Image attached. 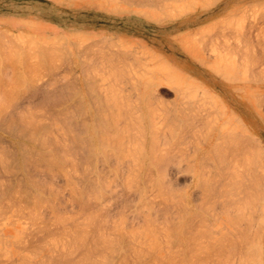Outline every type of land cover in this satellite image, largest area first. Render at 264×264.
<instances>
[{"label":"rangeland","instance_id":"obj_1","mask_svg":"<svg viewBox=\"0 0 264 264\" xmlns=\"http://www.w3.org/2000/svg\"><path fill=\"white\" fill-rule=\"evenodd\" d=\"M187 2H188V4H187ZM230 21H232V22H230ZM227 23H228V25H227ZM230 23H231V27H230ZM232 26H233V28H232ZM225 28H227L228 31H227V29L225 30ZM224 35H225V37H224ZM233 37H234V39H233ZM229 39H230V41H229ZM222 41L224 42V44ZM227 43L230 44L231 46L229 47V45ZM226 44L228 46H226ZM238 44L240 47L238 46ZM224 45H225V47H223ZM211 48L214 50L211 51ZM243 49H244V51H243ZM229 51H232V52H229ZM222 52H223V54H222ZM45 53H47V54L45 55ZM219 53L222 56L226 55L227 58H225V57L221 58ZM44 55H45V58H44ZM218 56L221 59L220 58L218 59ZM243 56H244V58H243ZM231 57H232V59H231ZM224 58L227 60H225ZM215 59L217 62L215 61ZM53 60H55V61H53ZM221 60H224V61H221ZM230 60H232L233 62ZM23 61H24V63H23ZM204 61L208 65L204 64L205 63ZM219 61H221V65L218 64ZM237 61H238V63H236ZM17 62H20V63H17ZM214 62H216L215 64H217L218 66L215 65ZM227 62H229V63L227 64ZM21 63H23V64H21ZM241 63H242V65H241ZM29 65L31 66V68H33V67L34 68L30 70ZM232 65L234 66V68L232 67ZM222 66H223L225 71L222 69ZM142 67H143V69H142ZM153 67H155V69L157 67V69L155 70ZM185 67H187V68L189 67V69H192V71H190V70H189L190 72L187 71ZM226 67H227V69H226ZM229 67H230V69H229ZM160 68L162 71L160 70ZM166 68H168V70L171 71V76H169L170 75L169 71H167ZM169 68H172V69H169ZM212 68L214 70H216L217 72L214 71ZM149 69L152 71H150ZM155 71H156V73H155ZM141 72H143V74ZM174 72H175V74L172 75V73H174ZM145 73H147V74H145ZM150 73H152L153 77L149 76ZM166 73H168V74H166ZM217 73L218 74L220 73L221 75L219 74L220 75L219 76ZM239 73H241V74L239 75ZM18 74L25 75V79H28V81L25 80V82L23 81L24 84H19L20 78L22 77V75H18ZM177 74H179V75H177ZM225 74H226V76H225ZM3 75H5V76H3ZM174 75H176V77ZM227 75L228 76L231 75L232 77L230 76V78H229ZM2 76L4 78H1ZM30 76L31 77L33 76L32 77L33 81H32V78H30ZM142 76H144V77L142 78ZM186 76H189L190 78L189 77L188 78L190 80ZM221 76H223L224 78H222ZM7 77L9 80L7 79ZM11 77H12V80H15L14 82H16V83L11 81ZM166 77H169V79ZM225 77H226V81H225ZM173 78L176 80L177 83H178V80L181 79L179 81L180 83H178V84H181V87L176 84V82ZM152 79H153L154 83L152 82ZM171 79H173V80H171ZM191 79H193V81H191ZM22 80H24L23 77H22ZM8 81L14 83V86L11 83H9ZM171 81H172V83H171ZM194 81L196 84L200 83L199 86L194 84ZM196 81H199V83ZM7 82H8V84H7ZM146 82H148V83H146ZM5 83L11 89L9 87H7L5 85ZM185 83H186V85H185ZM0 84H1L0 85V89H1L0 94L4 92V93H6L5 97H7V96L9 97V95L12 92L14 95L16 93V96H18L17 98H15L16 99L15 100L14 98H11L14 95L13 94H11L12 96L10 95L11 96L10 98L13 100V102H15V104L13 102H11L12 100H10V102H11L10 104H12V103L13 104L9 107L7 106V108H5V106L3 104H7V102H8L7 98L8 97L5 98L7 100V102H6V101L2 100L3 98H1V96L3 97L5 94H1V96H0V102H1L0 108L4 107L3 109L5 110V111L2 110V108L0 110V155H2L1 156L2 159H0V161H1L0 162V188L2 189V190L0 189V191H2V192H0V197H1L0 198L1 199L0 200V202H1V205H0V250H1V252L4 250H5V252H7L6 250H10V251H8V253L6 254L5 257L1 258L0 264H23L25 261L26 262L24 264H27V262L29 264V261L31 262L32 258H34L33 264H35V263L36 264H51V263L57 264L56 260H58V263H60V264H64V263L66 264L65 259L67 260V259H69V257H70V261H69L70 263H68V264H79L80 263L79 261H81L80 264H82V262L84 264V261H82V258L84 257V254H85L84 252H86L87 249L86 248L84 249V247L81 246V242H79V244H78V240H76L75 236H76V234L79 235L80 233H83L84 230L85 231L90 230L91 232L90 233L88 232L89 235L86 231L87 234L85 236L87 237V235H88L87 241H90L89 243L94 244V242L92 243L93 236L95 235L93 230L95 227L96 228L99 227L98 224H97V226H92L89 221H87L89 223H87L85 221L86 218L88 220L90 218L89 216H88L89 218L88 217L85 218V216L88 214H90L91 217H92V215L95 216L94 220L97 218L96 221H94V222H96V223L100 222V225L102 222V225H104V227L106 226L104 228V230H103L102 225L100 226V228H102L101 230L103 231L104 234L109 233L110 236L112 234V237L116 236L117 241L114 240V242H115V243L113 242L114 244L120 245L121 243H123V245L125 244L124 245L125 247L127 246V250H126V248H124L127 252L124 249H122L119 252L116 251V253H118V254H116L115 252H114L115 254H113V250L111 251L112 248H110L111 246H109L108 244H107L108 245L107 246L101 242V244H103V245L99 246L98 252L105 249L106 246H107V248H110L109 249L110 251L109 250L107 251L106 249L104 250L105 252L102 251V253H104V255L101 253L103 255V257L104 256L108 257L110 255L109 256L110 258L108 257L110 260L108 263L106 262L107 264H109V263L110 264H118V262L120 264V263H122L120 259L123 257L124 254L127 257V256H129V254L131 252L132 253L134 252V251H132V250H134V249H132V247L135 246V242H136L134 240V237H135L134 234L135 233L132 234V236H133L132 237L130 234V232H131L130 230L136 229V227L131 228V226H132L131 224H133L134 226H138L137 228H140V229L142 227L141 230H143L145 228V227H143L145 225V222H144L145 219H142V218L151 217L150 218V224L151 225H152V222L154 220H156V222H154V223H157L158 225L164 224L165 228H166V226L168 228H170L169 226L172 225L170 229L174 230V231L171 230L172 231L171 237H173V239L170 237L171 239H169V240L170 241L173 240V242L170 245L172 246V248L177 247V249H179L180 248L178 245L179 242L177 240L180 239V237L178 236V234H176V232H178L179 230L174 229L175 228L174 224L178 223L177 218L180 217L179 214L182 216V214L185 212L184 213L185 216L183 215L184 217L190 218L192 216V219H194L192 221V223L195 224L194 228L195 227H199V228H196V229L193 228L191 230L193 232L189 233L190 234L189 236L190 237L192 236V239H193V237L196 238V240L193 239V241L195 240V242H199L201 238L198 239V236H197L198 232L197 231H199V230H197V229L201 228V226H199V224L204 219H205V221L208 219L207 224L208 223H212V224L215 223L217 226V227L216 226L215 227L220 229L221 231L226 232V230L229 228H230L229 230H234L233 221L236 222L238 220L234 216L237 217L238 214H241V212L236 213V211H235V209L239 208V205L236 206L237 208H235V206L233 208V206H229V205H232L233 203H234L233 205H237L236 200H237L238 196L243 195L242 196V198H243L246 195V192H244L245 186H243L244 185L243 179H241L243 182L240 181V185L243 184L242 185L243 187H241V189H240V185H238V184H237V187H235V188H238V189H236V190H238V194L236 193L237 191L234 189L235 194L237 196L234 195V196H232V199H231L229 192H232L233 190L228 191L229 194H227V190L231 189V187L233 186L232 184H230L231 180L234 179L236 181V179H238V178H233V175L231 176V173L229 174V172H230V170L233 172V170H234L233 165H235V164L238 166L239 169H241V167H240L242 164L241 161L238 163L237 158L236 159H234V157L230 158L229 160L234 159L237 162L232 161L235 164H233V165L230 164L231 166L229 165V163H227L229 166V168H227L228 172L225 169L226 171L223 173L225 176L223 177V174L221 172L222 171L221 164H219V160H218L219 159V157H218L219 145H217L218 146L217 147L216 144L214 143V141L215 142L217 140L219 141V139H218L219 134L217 135V139H216L215 138L216 132L214 129H216L215 127L218 126L217 125L218 123H221L219 121L223 122V120H225V118H226V116L223 117V114H225V113H224V111H223V113L220 112L221 108L218 105V103H219L218 98H219V95L221 94V91H219L220 89H222V90L227 89L228 98L226 99V101L232 102L230 104V106L232 108H234V105H235L234 103L241 102L243 104V102H244L246 104L247 108L249 107L248 109H250V111L255 115L256 119L259 121V125L257 128L258 131L256 133L252 129H251L252 132L250 130H248L251 132V135L252 134H254V136L256 135L255 136L256 138H255V137H253V135L251 136L249 133V138H251L252 140L256 139L255 140V142H256L255 146L256 147L257 146L263 147V151H264V0H0ZM15 84H17L18 87ZM187 84H189V85H187ZM182 85H183V87H182ZM3 86H4V88H3ZM15 86H16V88H15ZM25 86H26V88H25ZM29 86H31V87H29ZM187 86H189V87H187ZM13 88H15L17 90H15ZM19 88H21V90L23 89L22 92H21V90H19ZM203 88L208 89L209 92L207 90L205 91ZM181 89L184 91H182ZM2 90H3V92H2ZM6 90H7V92H6ZM13 90L15 92H13ZM179 90L182 91V92L180 91V94H179ZM194 90H197L198 93ZM18 91L21 93L17 94ZM206 92H207V94H206ZM7 93H8V95H7ZM123 95H124V97H123ZM144 95H146L147 98ZM62 96H64V97H62ZM198 96H199V98H198ZM202 96H203V98H202ZM141 97H142V99H141ZM150 97H151V99H150ZM212 97L216 98L215 99L216 101ZM124 98H126V99H124ZM143 98H146L145 101ZM199 99H200V101H199ZM127 101L129 103H127ZM123 102H125V103H123ZM199 102H201V103H199ZM216 102H218V103H216ZM198 103H199V105H198ZM249 103H251V104H249ZM121 104H122V107H124V108H122L120 106ZM252 104H253V106H252ZM156 105H157V107H156ZM216 105H217V107H216ZM203 106H205V107H203ZM64 107H65V109H64ZM188 107H189V109H188ZM121 108L123 109V111ZM73 109H74V111H72ZM190 109H192L193 111ZM148 111H150V112H148ZM126 112H127V114H126ZM25 113H26V115H25ZM43 113H46V114H43ZM129 113H130V116H129ZM188 113L190 114V116ZM16 114H18V116H16ZM83 114H86V115H83ZM104 114H105V116H104L105 118L103 117ZM111 114H113V115H111ZM209 114H210V116H209ZM220 114H222V117ZM30 115H32V117H34V118H32V120L34 119L37 121L33 126H29V128H27V129H29L30 131L32 130V133L34 132L33 133L34 136L37 137L36 140H35V137L33 136L32 133H30V135H29L28 132H30V131L25 130V131H28L25 133L24 128H23L25 125L28 127L26 119L31 118V117H29ZM52 115H54V117ZM78 115H79V117H78ZM203 115H205V116L203 117ZM10 116H15L16 118L15 117L12 118ZM56 116H57V118H56ZM60 116H61V118H60ZM73 116H74V118L72 120ZM82 116H84V117H82ZM109 116H111V117H109ZM18 117L20 120H16V121L24 123V126H21V124H20V126L23 128V130L20 126H18L19 124L13 125L12 128L10 127L12 124L16 123V122H14V119H17ZM122 117H125V118H122ZM192 117H194V118H192ZM41 118L44 120V122L41 120ZM66 118H69L71 123H70L69 119H66ZM113 118L115 121L112 120ZM186 118H188V121H186L187 120ZM215 118L217 120H215ZM219 118H222V119H219ZM8 119L12 120V121H9ZM45 119H46V121H45ZM65 119H66V122H65ZM152 119H153V121H152ZM162 119H163V121H162ZM49 120L51 121V123ZM148 120H149V122H148ZM212 120L215 122H213ZM226 120H227V118H226ZM55 121H57V122H55ZM62 121L65 123H63ZM137 121H138V124H137ZM217 121H218V123H217ZM39 122H40V124H39ZM209 122L212 126L217 123L216 124L217 126L212 127V128H214L213 129L214 133H212V135H211L212 138L210 137L209 139H207V137L210 136L209 133L212 131V128L209 131L208 126H206V124L209 125ZM67 123H69V125ZM121 123H123V124H121ZM129 123H130V125H129ZM203 123L204 124L206 123V124L204 125ZM41 124L43 126H48V127L43 128V126ZM90 124L94 125V126H91ZM59 125H60V128H59ZM71 125L74 127H70ZM83 125H84V127H82ZM86 125L89 126V128H92L93 130L95 129V131L91 132L92 129H85L84 130V128H86L85 127ZM103 125H104V127H103ZM183 125L185 127H183ZM191 125H192V127H190ZM211 125H209V126L211 127ZM225 125L227 127H228V125H231V127L234 125L236 126V124H234V122H230L229 124H223L222 123L221 126H222V128H224V130L225 129L229 130L228 128L225 127ZM238 125L239 124H237V126ZM16 126H18L19 129L16 128ZM26 126H25V129H26ZM65 126H67V127H65ZM105 126L106 127L109 126L111 131H107V130H109L107 127L105 129L107 132H104V130L102 128H105ZM171 126H172V128H171ZM174 126L176 127V129H173ZM195 126L198 127V129ZM235 126H234V128H235ZM113 127H115V128L117 127V129H119V128L123 129L126 132L128 131L127 133H125L123 131L124 133H123V137H122V141H123L122 143H121V141H117V142H119V144L121 143V145H119V146H120V149H121V147H122V150L124 149L123 153H122V150L119 151V148H118L119 146L117 147V143H115L117 136H118V138L121 139V136H122V134L120 133L121 131L117 130L118 132L117 131L115 132V130H116L115 129L114 135L116 137H114L113 132H112ZM149 127H150V129H149ZM151 127H153V130L156 128V130L153 131ZM206 127H207L208 131L206 130ZM241 127L244 129V125L238 126V128H241ZM159 128H160V130H159ZM199 128L204 130V131L200 130ZM218 128H219V126H218ZM238 128L236 127V129H237L236 132L233 131V132H235L236 135L238 134V136H240L239 133L241 135L242 134L244 135L246 133V131H245V133H243L244 131L242 133L239 132V131H241L242 128L241 129H238ZM63 129H64V131L67 129V132H64ZM231 129H233V127ZM231 129H230V131H231ZM86 130H89L90 133L86 132V134H85L84 131H86ZM96 130L98 133L94 135L93 133H95ZM227 130H226V132H227ZM100 131H102V133ZM152 131L155 133L154 136H152L154 134V133H152ZM35 132L37 134H35ZM62 132H64V134ZM77 132L79 134V137H78ZM207 132H208V134H207ZM72 133L75 136H72ZM111 133H112V137H111ZM116 133H118V135ZM119 133L121 134V136L119 135ZM38 134H39V137L37 136ZM50 134L55 135V138H53L54 140L51 138L52 135L50 136ZM84 134H85V136H84ZM87 134L88 135L91 134L92 136L91 135L90 136L93 138H90V136L88 137ZM124 134H126V135H124ZM247 134H248V132L245 134L246 137H247ZM65 135H67V136H65ZM97 135L98 136L101 135V137H99L100 139H102L103 136L105 137L106 135H109L108 140H111V139H113V140L108 141L107 137H106V141L103 142L104 144L103 143L98 144L99 141H98ZM206 135H208V136H206ZM29 136L30 137L33 136V138L30 139ZM44 136H46V137H44ZM43 137H44V141H43ZM73 137L74 138L76 137L75 141H74ZM81 137H82V140H81ZM83 137H84V139H83ZM94 137L96 139H94ZM27 138H28V140H27ZM242 138L244 141L240 140ZM247 138L244 139V136L240 137V139L238 138L240 140V142L242 141V145L245 146V148H246V145H244L243 143H245V141H247ZM249 138H248L249 144L248 143L247 144L250 146L251 145L254 146L253 141L252 140L250 141ZM92 139H94V140H92ZM154 139H155V141H154ZM152 140L154 141L153 145L157 144L156 147H159V149H160L159 150L157 148V150H156L157 152L156 151L154 152V150L156 148L155 145L153 146L154 147L153 151L149 150L150 149L149 144ZM198 140H199V142H198ZM35 141H37V142L35 143ZM45 141H47V142H45ZM52 141L54 143H52ZM56 141H57V143H56ZM221 141H219V142H221ZM21 142H22V144H21ZM72 142L74 145L71 144ZM106 142H107V144H106ZM219 142H218V144H219ZM250 142H252V144H250ZM43 143H44V145H42ZM46 143H48L49 145ZM78 143L79 144L81 143V144L79 145ZM85 143L86 144L89 143L90 145L87 144V146H88L87 147ZM92 143H93V146H92ZM196 143L198 144L199 147L197 146ZM213 143L215 145H213ZM236 143H238L239 145L241 144V143H239V141H236ZM130 144H131V146H129ZM45 145H46V147H45ZM47 145H48V147H47ZM135 145H136V147H135L136 149H132V148H134ZM33 146H34V148H33ZM42 146L44 147L43 149H42ZM52 146H54L55 150L53 149ZM94 146H95V149L92 150L93 154L90 155L91 149ZM96 146H98V147H96ZM170 146L171 147L173 146V147L171 148ZM215 146L218 148L217 149L218 153L216 152L215 148L212 150V147H215ZM65 147H66V149L68 148L69 151L65 150ZM103 147H104V149L102 150L101 148H103ZM113 147H115L116 149ZM125 147H126V149H125ZM240 147L242 148V146H240ZM259 147H257V148L259 151H261L260 149H262V148L259 149ZM24 148H25V150H24ZM49 148H51V149H49ZM63 148H64L65 152L66 151L67 152L72 151V152L70 154L66 153L67 155H65L64 151H62ZM81 148H83V149H81ZM88 148H90V150ZM138 148H140V149L142 148L141 149L142 152ZM57 149H58V151H57ZM137 149L142 154L140 152H138ZM174 149H176V150H174ZM251 149H255V148L249 147V149H248L249 153L252 151ZM28 150L29 151L31 150V151L29 152ZM81 150H84V151H81ZM165 150L167 151L168 156H167V153ZM183 150H184V152H183ZM195 150H197V152ZM214 150L217 154L214 152ZM1 151H2V153H1ZM36 151L40 152V153H38L39 155H41L40 157L38 156ZM86 151H88L89 154ZM128 151H130L132 154ZM134 152L136 155L135 157L137 158V156H138V158H137L138 160L134 157V155H133ZM159 152L162 153V156H161V154H159ZM205 152H208V153H205ZM245 152H247V150ZM245 152H243V154ZM20 153L24 154V155L22 154L23 157H22V155H20ZM54 153L55 154H58V153L62 154L63 153V157L60 156L61 154L60 155L58 154L59 157H58V155H56L57 156L56 157ZM84 153L86 154L85 156L87 158H85V156L83 155ZM117 153H119V154H117ZM121 153L124 156H122ZM143 153L145 155H143ZM156 153H158V154H156ZM165 153H166V155H165ZM239 153L242 154V152H239ZM257 153H258V155H257ZM29 154L31 156H34V157L29 156ZM71 154H72V156H71ZM127 154H130V156H128ZM204 154L206 157H204ZM238 154H236L235 157H237ZM255 154H256L255 156H258V157L261 156V155H259V152H257V150H256ZM48 155H50V157L52 155V157L54 158V164L55 165L51 162V160H53L52 157L48 158ZM77 155H78V158L76 157ZM81 155H82V157H81ZM117 155H119V156H117ZM142 155L145 157H143ZM150 155H157V156H154V158H153V156H151V158H152L151 159ZM178 155H180V157H179L180 159L178 158ZM207 155H210V156H207ZM247 155L250 158L251 153H250V155L249 154H247ZM120 156H122L123 158ZM125 156L130 157L129 160H127L128 157H125ZM159 156L161 158H163V156H165L164 159H166L168 157V159H166V162L164 160L165 164H164L163 160H162L163 163L161 162L162 165L163 164H164V166L166 165L165 167L158 165L159 161L161 159V158L160 159L158 158ZM215 156L217 157L216 158L217 160L214 158ZM242 156L243 155H241L239 157L242 158ZM251 156L255 157L254 154ZM262 156H261V158L264 157V156L263 157ZM43 157H45L44 158L45 160L43 159ZM64 157L65 158L71 157V158L65 159L66 162H64L62 160ZM72 157L74 158V160ZM155 157H157L158 159ZM201 157L205 160V162H204V160H202L203 162L201 161ZM252 157H251V159H249L248 157L247 158L245 157V158H246V160L248 159L247 162H249V160H250L252 163H254V160H252L253 159ZM59 158H61V159H59ZM75 158H76V160H75ZM84 158L86 160L87 165L85 163V160L83 161ZM88 158H89V160H88ZM116 158H117V160H116ZM143 158H145L144 162H143ZM241 158L239 160H241ZM245 158H244V160H245ZM4 159L6 162L4 161ZM8 159H9V161H8ZM10 159H11V161H10ZM40 159H42V160H40ZM46 159L48 160V162H46L47 161ZM55 159L57 162H55ZM69 159H71V161H69ZM131 159H132V163L130 161ZM135 159L137 161H135ZM263 159L261 160L259 157V159L257 158V160H255V161L258 164L259 163L262 164V162L264 161ZM79 160H81V162ZM124 160H125V162H124ZM150 160H152V161H150ZM177 160L178 161L180 160V161L178 162ZM207 160L210 162H208ZM246 160L244 163H246ZM258 160H260V161H258ZM40 161H42V162L45 161V162L42 163ZM154 161H155V163H154ZM157 161H158V163H157ZM181 161H182V163H181ZM193 161H194V163H193ZM199 161L202 163H199ZM217 161H218V163H216ZM13 162H15L16 164L18 163V164L12 165ZM29 162H31V164H29ZM71 162H73L72 164H73L74 168H73L72 164L70 165L71 167H69V163H71ZM136 162H138V163H136ZM148 162H149V164H148ZM173 162H174V164H173ZM232 162L230 161V163H232ZM34 163H35L36 167L33 166ZM56 163L59 165L61 164L62 166L60 165L61 167L58 168V166L56 167V165H57ZM117 163H119V164H117ZM168 163H170V164H168ZM3 164H5V165H3ZM39 164L42 168H38V167H40ZM136 164L139 165L138 168H137ZM150 164L152 166L151 168H150ZM207 164L209 166H207ZM218 164L220 165V170H219ZM227 164L224 163L223 165H227ZM43 165H44V167L46 166L45 167L46 169L43 167ZM53 165H54L55 172L51 173V170L53 168L51 169L50 166L52 167ZM154 165H156L158 167H156ZM205 165L207 166V168ZM263 165H264V163H263ZM75 166H78V167H75ZM141 166H143V168ZM168 166H169V168H168ZM190 166L191 167L193 166L191 168L192 170L190 169ZM16 167H17V169H16ZM23 167H24V170H23ZM64 167H65V170H62V168L64 169ZM201 167H202V169H201ZM230 167L231 168L233 167V168L231 169ZM252 167L253 166H251L250 168H252ZM26 168H28V169H26ZM139 168H140V170H139ZM158 168L160 169V172H159ZM161 168H162V170H161ZM204 168H205V170L207 169L208 171H205L203 173ZM238 168H237V170H238ZM47 169H51V170H49L50 173L48 171H46ZM57 169L59 171L61 170L62 173L63 172L64 173L63 174L60 173L61 171L57 172ZM74 169H75L77 176H75V172L72 171ZM150 169H153V170H150ZM200 169L202 170L201 173L199 172ZM242 169H243V167H242ZM263 169H264V166H263ZM10 170H12V171H10ZM147 170H150V171H147ZM185 170H187V172ZM77 171L79 172V174H81L80 176H82L83 178L84 177H86V178H84V180L82 179L80 181L81 177L79 176ZM137 171L140 173H138ZM161 171L163 173H161ZM197 171H198V173L202 174V177L204 176L203 178L205 180L208 179V182L210 181L213 184H216L214 181L218 182L216 184V186L218 188L222 187V190H221V188L219 190L220 193L218 194V196H217L218 188L215 185L214 186H215V188H217V190H216L217 193H215V190H214V191H212V194L214 195V197L212 196V194L207 196V192L205 193V191H204L205 189L203 190L202 185L200 184V186H199V183L197 184V182H196L197 180H195L197 178V176L202 178L200 176V174L199 175L197 174V176H196ZM263 171L261 170V172H260L261 178H262V174H264V173H262ZM66 172H67V175L70 176L69 177L70 180H67L68 176L66 175ZM83 172H85V173H83ZM132 172H133V176H135V175L137 176V177L135 176L136 178L134 177V180H136L135 182L133 181ZM215 172L219 175V177L217 174H215ZM258 172H256V173H258ZM159 174H160V176H163L164 179H166L165 184H166V182L169 183L168 186L170 185V187L172 188V190H170V191H172L171 197L168 196V194L171 193V192H168V189L170 187L168 188V186H166L167 187L166 188L167 193H165L166 192L165 186H164L165 184H163L161 181V180H163V182H164V179L162 177L160 178ZM73 175H74V177H72ZM150 175H153V176H150ZM194 175L196 177H194ZM258 176H259V173H258ZM31 177H34V179ZM71 177L73 178V180H71ZM91 177L93 178L92 180L96 181L97 185L100 186V187L99 186L98 187L100 188L101 193L103 194V197L102 198L100 197L101 200H99V198L96 199L94 196H92L93 194H95L94 192L91 195L89 194L88 188L91 187L94 189V187H96V186H92V185L90 186L91 182L88 181V179L90 180ZM103 177H105V178H103ZM138 177H140V178L138 179ZM151 177L154 178L156 183H158V181H160V183L163 185V187L160 186L161 187V193H160L161 196L158 194V192L160 191L159 186H157L156 183L154 185L155 181H152L153 178L151 179ZM248 177L249 176H246V178H248ZM28 178H29V180L31 179L32 182L34 181L33 184L31 181L28 180ZM203 178H202V180H204ZM225 178L228 179L227 182H225L226 184L224 183V181H226ZM242 178H244V176H242ZM246 178L244 180H247ZM197 179H199V178H197ZM214 179H216V180H214ZM18 180L20 182L22 181L21 185H20V182H19V184L16 183ZM128 180H132L133 182L129 181L130 185H128L129 184ZM146 180H147V182H146ZM150 180H151V182H150ZM40 181H42V182H40ZM68 181H70V182H68ZM71 181L75 182L74 186L72 185L73 182H71ZM82 181H84V182H82ZM93 181H92V183H94L96 185V183ZM115 181H117V182H115ZM124 181H125V183H124ZM235 181L233 184L236 183ZM36 182H38V183H36ZM88 183H89V186H88ZM131 183L136 184V186L138 185V187H137L138 191L136 190V187ZM138 183H140V184H138ZM150 183H151V185H150ZM160 183H158V184H160ZM227 183H229L230 185ZM245 183H248V180ZM38 184H39L40 188L38 187ZM43 184H45V185H43ZM17 185L20 188L17 187V190L15 191V189H16L15 186H17ZM68 185H69V187H68ZM107 185H109V188H107L108 187ZM123 185L125 187H123ZM139 185H141V186H139ZM223 185H225L226 189L224 188ZM226 185H229L230 187L229 186L226 187ZM2 186H5L6 188L5 187L3 188ZM71 186L74 187V189L73 188L71 189ZM76 186H78V188ZM128 186H129V190H128ZM130 186H132V187L134 186L135 190L133 187L132 188L133 191H132ZM42 187H43V189L41 190ZM103 187L106 191H103L104 190ZM149 187L151 190L149 189ZM197 188H200V190ZM243 188H244V190H243ZM10 189H11V191H10ZM13 189H14V191H13ZM79 189H82L83 192L88 191L87 193L90 195L89 196L90 201L87 199V197H86L87 195L83 196V198H85V200H88L89 202H91V199H92V204H93V201H95V204H94V206L92 205V208H90L88 205L91 212H90L88 207H87V209H85L87 204H89V202L85 201L87 203H85L83 205V203L80 201V203L85 207H83L81 204H78L79 200L84 201V199L83 198L81 199L80 195H78L79 191L82 194L81 190H79ZM93 189H91V190L95 191ZM224 189H225V191L223 192ZM156 190L158 191L157 193H155ZM8 191H10V192H8ZM33 191H36L35 193L37 194L38 197L40 196L39 201L42 202V204L37 200L38 198L35 199V197H37V196ZM129 191H130V193H128ZM162 191H165V192H162ZM173 191H175V192H173ZM11 192L15 193V194H12ZM26 192H27V194H26ZM240 192H242L243 194H240ZM7 193L9 195L11 194L12 197H11V195H10V197H8L9 195H7ZM38 193H39V195H38ZM140 193H141V195L139 198ZM183 193L186 195H184ZM199 193H200V195H199ZM210 193L211 192H209V194ZM146 194H147V196H145ZM162 194H166V197L167 198L169 197L170 200L164 199L166 202L164 200L162 202V196H163ZM202 194H205L207 197L205 195H202ZM223 194L229 195L230 199L233 202L228 201L226 198L229 199V197L226 195V198H225V196ZM231 194L233 195V193H231ZM15 195H17V196L15 197ZM22 195H23V197H22ZM172 195L173 196L176 195V197L174 196V198H173ZM177 195L178 196L180 195V197H178ZM220 195L221 196L223 195L222 197L224 199L221 198L223 200L220 199L218 201L217 199H219L218 197H221ZM31 196H33L34 198ZM78 196L80 198H78ZM91 196L93 198H91ZM181 196L183 198H181ZM14 197H15V199H14ZM17 197H19L18 200L16 199ZM163 197H165V195ZM177 197L181 198L183 201H181V200L179 201V199ZM234 197H237V198L235 200H233ZM2 198H3V200H2ZM94 198L96 200H94ZM106 198H107V200H106ZM146 198H147V200L148 199L149 200L147 201ZM203 198H204V200H202ZM205 199H207V200H205ZM213 199H216V201H214V203L211 201ZM21 200L23 202H21ZM208 200H210L211 202H209ZM238 200H242L241 197ZM244 200H246V199H244ZM244 200L238 201L239 202L238 204L242 203L244 205V203H245ZM8 201H9V203L12 202L11 204L8 203L11 206L6 204ZM139 201H140V204H139ZM150 201H151V205L149 204ZM184 201L185 202L187 201L186 205H185ZM199 201H201L202 203ZM206 201H208V202L206 203ZM224 201H225V203H227L226 201H228L230 203H228V205H226L225 203H223ZM2 202H3V205H2ZM32 202H34L35 204L34 203L32 204ZM43 202H45V203H43ZM167 202H170V203H167ZM180 202L184 203L183 206H180ZM24 203H26V204H24ZM97 203H103V204H97ZM211 203H212V205H211ZM215 203H218V204H215ZM160 204H162V205L160 206ZM201 204L202 205L204 204L205 208H201V207H203ZM206 204H208V205L210 204V205L208 206ZM31 205L38 207V208H36L37 211H36L35 207L34 206L32 207ZM39 205H41V207ZM98 205H101V206L97 207ZM145 205H148V206H145ZM172 205L173 206L175 205V206L173 207ZM243 205L241 206V208L243 207ZM14 206H16V207H14ZM81 206L84 209L83 212H82L83 209L81 208ZM140 206H142V207H140ZM213 206H215V207L213 208ZM226 206H228V207H226ZM148 207H149V212L147 209ZM159 207H160V209H159ZM181 207L184 209H181ZM206 207H207L208 211H207ZM244 207H247V205L246 206L244 205ZM31 208L34 210L31 211L32 210ZM136 208L138 210H136ZM151 208L153 209L152 211H151ZM220 208H221V210H220ZM225 208H226V210H225ZM231 208L233 211L231 210ZM29 209H30V211H29ZM247 209H246V213L248 212ZM260 209H262L261 206H260ZM25 210H26V212H25ZM54 210H55V212H54ZM80 210L82 213H80ZM173 210L176 212H174ZM178 210H180V211L178 212ZM182 210H185V211L183 212ZM187 210H188V212H187ZM210 210H212V211H210ZM87 211H89V212H87ZM92 211H94V212H92ZM134 211H136V212L134 213ZM168 211L170 212L171 216H169ZM218 211H219V213H218ZM221 211L224 212L225 214L227 213L226 216L224 214H222ZM241 211H242V209H241ZM259 211L262 215H264L263 209H262V212H261V210H258V211L256 210L255 212H252V214L256 213V215H258V214H260ZM34 212H36L35 213L36 215L34 214ZM57 212L58 213L60 212L61 214L65 215V216L61 215L60 213L58 214ZM140 212H142V213L140 214ZM143 212H145V213L148 212V213L144 214ZM156 212H158V213H156ZM171 212H174L173 214H176V216H178V217L173 215ZM180 212H182V213H180ZM67 213L68 214L70 213V214L68 215ZM94 213L95 214L97 213V214L94 215ZM100 213H102V214H100ZM165 213H167V215H165ZM74 214H76V216H74ZM120 214H122V216H120ZM136 214H138V215H136ZM148 214H149V216H148ZM153 214H156V215H153ZM194 214L196 217H197V215L200 216L201 218H203L202 216H206V217H204V219H202V220L200 219L201 220L200 221L199 220L200 217H198V219L196 218L197 219L196 220ZM242 214H243V212H242ZM40 215H42V216H40ZM59 215H60V217H59ZM66 215H68V216L66 217ZM97 215H99V217H96ZM144 215H146L147 217H144ZM210 215H211V217H210ZM71 216H74V217L72 218ZM102 217H103V219H102ZM116 217H117V220H119L120 218H124V219L126 218L125 219L126 221L123 219L125 222L122 219H120L119 223L121 224V226H122V223H124L125 228L127 229V227H128V230L130 229L129 230L130 232H128V230H126V229H124V230L120 229V227H119L120 224L117 225L118 222L115 223ZM165 217H166V220L169 218V220H167V221L170 222L171 225L168 222H166L167 223V225H166ZM172 217H173V219H172ZM184 217H183V219H184ZM233 217H234V220L232 219ZM256 217L258 220L260 219V223H261V218L264 216H262L261 218H258V216H255V217L251 216V218H256ZM71 218H72V220H71ZM148 218L146 219V221L148 220ZM58 219L60 222L59 221L57 222ZM171 219H172V221H171ZM235 219H237V220L235 221ZM257 219H253V220L257 221V222L254 221V224L255 223L257 224L259 222ZM151 220H152V222H151ZM76 221H77V223L79 222L78 224L80 226L77 225ZM83 222H86V223H84V225L82 226ZM173 222H175V223H173ZM244 222H241V223L244 225ZM139 223H141V224H139ZM142 223L144 224L143 226H142ZM146 223H147L146 225L149 224L148 221ZM154 223H153V225H155ZM56 224L57 225L59 224V225L57 226ZM85 224H87V225L90 224L91 226L88 225V227H86L87 225L85 226ZM115 224L122 231V234H124V236L121 237L122 240L119 239L120 238L119 233H121V231L115 228L116 227ZM157 224L155 225V228H154V226H152V229H151V225H150V227L147 228V229L151 230L149 232L147 230H143L145 232L143 235V238L141 237L142 231L141 232H139L140 230L136 231V235H137V233L138 234L140 233L141 234L140 239L142 238V240L145 241V242H143L141 240V242L145 243V245H146L143 247L149 246V244L151 243V239L156 238L158 240V238H160V236H157L158 234L161 235V238L159 240H161V242H160L161 245L164 246L163 241L165 242V240L168 239L167 237H165L168 234L166 231L167 229L164 228L165 229L163 231L165 233L164 234L162 232V230H163L162 226L161 225L157 226ZM64 225H66V227ZM203 225L206 226L204 223H203ZM208 225H210V224H208ZM236 225H238V224H235V226ZM110 226H112V227H110ZM124 226H122V227H124ZM204 226L202 227V229L205 228ZM259 226H260V224H259ZM84 227H86L88 229H85ZM160 227L162 229H161V231L159 230L160 231L159 232L158 230H156V228L160 229ZM207 227H209V226H207ZM63 228L66 230H64ZM114 228L116 230H118V233H116V231H114L115 230ZM153 228L155 229V234L152 231V230H154ZM68 230L72 234L69 233ZM110 230H112L113 232L112 231L110 232ZM194 230H196L195 231L196 234H194L195 233ZM213 230H214V232H216L213 236L217 237L218 231L217 230L215 231V229H212V231ZM229 230H227V232ZM104 231H106V232H104ZM134 231L135 230H132V232H134ZM156 231H158L159 233H156ZM16 232H18V234ZM64 232H66V234L68 233V235L70 234L71 235L70 239L72 238V240H75V242L70 240V239L69 240L65 239L67 237L69 238V236L67 235V237H66V234H64ZM92 232H93V234H92ZM127 232H128V234H126ZM151 232H153L154 236L151 234ZM115 233H116V235H115ZM58 234H60V235H58ZM62 234H63V236H62ZM73 234H75V235H73ZM107 234H106V236L105 235H103V236L107 237L108 236ZM113 234H114V236H113ZM30 235L31 236L33 235V237H32L33 241H32V238ZM129 236H131L133 238L132 241H134L133 242L134 244L131 243L132 241L130 240V238H128ZM26 237H29L30 240L33 242V243H30L29 241L25 242V243H28L27 246L25 245L27 250H25V247H23V242L28 240V238H26ZM138 237H139V235H137L136 238L138 239ZM163 237H165V238H163ZM190 237H188V235H187V238L189 240H191ZM21 238L22 239L24 238L25 240L23 239L22 244L20 245ZM34 238H35V240H34ZM45 238H47V239L45 240ZM109 239H110V237H109ZM197 239L199 241H197ZM44 240L46 241V243H44ZM65 240H68L69 242L70 241L71 242L69 243L67 241L68 242L67 243ZM169 240H166V241L170 242ZM62 241H63V243H62ZM108 241H110V240H108ZM50 243L52 245L54 244L53 247ZM75 243H77V244H75ZM110 243L111 242H109V244ZM129 243L132 245L130 246ZM4 244H6V245H4ZM61 244H63V245H61ZM71 244H73L74 246H71ZM126 244H128V245H126ZM29 245H30V247H28ZM174 245H176V247H174ZM31 246L33 247L32 249L37 252L35 255H33L35 251L31 252V249H30ZM41 246L44 248H42ZM56 246L58 247V249H54V248H57ZM22 247L24 249H22ZM39 247L42 248L43 250L39 249ZM49 247H50V250H48ZM66 247H67V249L69 248L70 250L69 249L67 250ZM100 247H102V248H100ZM195 247L196 246H193L194 249H195ZM191 248L192 247H190L189 250H193V248L192 249ZM197 248L198 247H196V250H197ZM38 249L41 250V252ZM63 249H65L63 252L67 251L66 252L67 254H68V252H70L69 253L70 255L64 254V257H65V259L63 260L64 262L59 261L63 258V256H62L63 255V253H62ZM100 249H102V250H100ZM129 249H131V252L128 251ZM73 250L75 252L76 251L77 252L74 253ZM96 252L97 251L93 252V254ZM107 252L109 254L106 255L105 253H107ZM135 252H136V248H135ZM199 252L196 255V256H198V258H196V260L202 259V258H203L202 260H204V256L206 257L207 254L206 253L202 254ZM122 253H124V254H122ZM48 254H49V256H48ZM80 254H81V258H80ZM101 254L99 253L100 256H101ZM133 254H131V256L134 259V257L137 256V253L134 257H133ZM222 254L224 255V257L228 256L227 253H219V255H222ZM8 255H9V257H8ZM22 255L25 256V260L24 259L22 260ZM44 255L48 258L41 257ZM50 255H52V257H53L52 259H51ZM99 255H96L98 260H102L103 259L102 256L100 257ZM223 255H222V257H223ZM1 256H2V254H1ZM20 256H21V261H23V262H20ZM229 256H230V254H229ZM7 257L9 258V260H7L8 259ZM28 257H30L31 260H30V258L28 259ZM93 257L95 258V255ZM99 257L101 259H99ZM118 257H120V258H118ZM130 257H127V259H129L130 260L129 263L132 264L133 259L131 260ZM43 258H45V259H43ZM97 258H96V261H98ZM208 259H209V261L204 260V264L205 263L206 264H208V263L213 264L212 260L216 259V256H214L213 259L210 256V258H208ZM232 259L233 258L230 257V260H232ZM50 260L53 262H51ZM196 260H194V261H196ZM210 260H211V262H210ZM197 261L195 263L194 262H192V263L199 264L198 262H200V261H198V262ZM220 261L219 262L221 264H223L221 259H220ZM237 261H238V259L235 260V264L237 263ZM92 262H94V260H92ZM98 262H100L99 264L104 263V262L102 263V261H98ZM88 263H86V264H88ZM94 264H98V263L95 262ZM122 264H124V263H122ZM149 264H152V262ZM237 264H239V263H237Z\"/></svg>","mask_w":264,"mask_h":264},{"label":"bare ground","instance_id":"obj_2","mask_svg":"<svg viewBox=\"0 0 264 264\" xmlns=\"http://www.w3.org/2000/svg\"><path fill=\"white\" fill-rule=\"evenodd\" d=\"M187 4H188V2H187ZM183 5H184V4H183ZM224 20H225V19H224ZM220 22H221V21H220ZM230 22H232V21H230ZM213 23H214V22H213ZM234 24H235V23H234ZM227 25H228V23H227ZM232 25H233V24H232ZM238 25H239V24H238ZM216 27H217V26H216ZM230 27H231V23H230ZM237 27H238V26H237ZM63 28H64V27H63ZM232 28H233V26H232ZM226 29H227V28H225V30H226ZM215 30H216V29H215ZM223 31H224V30H223ZM227 31H228V29H227ZM204 32H205V31H204ZM224 34H225V33H224ZM233 34H234V33H233ZM215 35H216V34H215ZM63 36H64V35H63ZM189 36H190V35H189ZM205 36H206V35H205ZM224 37H225V35H224ZM217 39H218V38H217ZM224 39H225V38H224ZM233 39H234V37H233ZM235 39H236V38H235ZM207 40H208V39H207ZM225 40H226V39H225ZM204 41H205V40H204ZM229 41H230V39H229ZM238 41H239V40H238ZM190 42H191V41H190ZM222 42H223V41H222ZM240 42H241V41H240ZM188 43H189V42H188ZM206 43H207V42H206ZM218 43H219V42H218ZM243 43H244V42H243ZM223 44H224V42H223ZM227 44H228V43H227ZM227 44H226V46H228V45H229V47L231 46L230 44H228V45H227ZM235 45H236V44H235ZM242 45H243V44H242ZM238 46H239V44H238ZM217 47H218V46H217ZM223 47H225V45H224ZM229 47H228V48H229ZM239 47H240V46H239ZM219 48H220V47H219ZM207 49H208V48H207ZM212 50H214V49L211 48V51H212ZM237 50H238V49H237ZM11 51H12V50H11ZM57 51H58V50H57ZM240 51H241V50H240ZM243 51H244V49H243ZM52 52H53V51H52ZM218 52H219V51H218ZM218 52H217V53H218ZM229 52H232V51H229ZM58 53H59V52H58ZM234 53H235V52H234ZM46 54H47V53H45V55H46ZM222 54H223V52H222ZM45 55H44V58H45ZM217 55H218V54H217ZM219 55H220V53H219ZM230 55H231V54H230ZM12 56H13V55H12ZM215 56H216V55H215ZM220 56H221V58H222V57L227 58L226 55H225V56L220 55ZM13 57H14V56H13ZM52 57H53V56H52ZM219 58H220V57L218 56V59H219ZM221 58H220V59H221ZM225 58H224V59H225ZM243 58H244V56H243ZM21 59H22V58H21ZM50 59H51V58H50ZM231 59H232V57H231ZM40 60H41V59H40ZM198 60H199V59H198ZM200 60H201V59H200ZM225 60H227V59H225ZM243 60H244V59H243ZM42 61H43V60H42ZM53 61H55V60H53ZM215 61H216V59H215ZM221 61H224V60H221ZM221 61H219L218 64L221 65ZM230 61H232V60H230ZM13 62H14V61H13ZM43 62H44V61H43ZM113 62H114V61H113ZM199 62H200V61H199ZM204 62H205V61H204ZM216 62H217V61H216ZM216 62H214V64H215ZM232 62H233V61H232ZM17 63H20V62H17ZM23 63H24V61H23ZM23 63H21V64H23ZM25 63H26V62H25ZM28 63H29V62H28ZM200 63H201V62H200ZM224 63H225V62H224ZM228 63H229V62H227V64H228ZM236 63H238V61H237ZM204 64H207V63L205 62ZM227 64H226V65H227ZM154 65H155V64H154ZM207 65H208V64H207ZM215 65H217V64H215ZM233 65H234V64H233ZM233 65H232V67L234 68L235 65H234V66H233ZM236 65H237V64H236ZM241 65H242V63H241ZM29 66H30V65H29ZM217 66H218V65H217ZM223 66H224V65H223ZM223 66H222V69L224 70ZM229 66H230V65H229ZM14 67H15V66H14ZM40 67H41V66H40ZM224 67H225V66H224ZM33 68H34V67H33ZM33 68H31V66H30V70L33 69ZM153 68L155 69V67H153ZM185 68H186L187 71H189V70L192 71V69H189V67H188V68L185 67ZM218 68H219V67H218ZM18 69H19V68H18ZM35 69H36V68H35ZM48 69H49V68H48ZM142 69H143V67H142ZM151 69H152V68H151ZM156 69H157V67H156ZM156 69H155V70H156ZM158 69H159V68H158ZM169 69H172V68H169ZM212 69H213V68H212ZM220 69H221V68H220ZM226 69H227V67H226ZM229 69H230V67H229ZM26 70H27V69H26ZM146 70H147V69H146ZM149 70H150V69H149ZM160 70H161V68H160ZM166 70L169 71L168 68H166ZM213 70H214V69H213ZM233 70H234V69H233ZM41 71H42V70H41ZM150 71H152V70H150ZM153 71H154V70H153ZM161 71H162V70H161ZM163 71H164V70H163ZM190 71H189V72H190ZM214 71H216V70H214ZM224 71H225V70H224ZM25 72H26V71H25ZM42 72H43V71H42ZM158 72H159V71H158ZM216 72H217V71H216ZM218 72H219V71H218ZM36 73H37V72H36ZM141 73L143 74V72H141ZM141 73H140V74H141ZM152 73H153V72H152ZM152 73H150L149 76L153 77V76H152ZM155 73H156V71H155ZM163 73H164V72H163ZM228 73H229V72H228ZM145 74H147V73H145ZM166 74H168V73H166ZM169 74H170L169 76H171V71H169ZM173 74H175V72L172 73V75H173ZM217 74H218V73H217ZM219 74H220V73H219ZM219 74H218V75H219ZM240 74H241V73H239V75H240ZM18 75H22V74H18ZM28 75H29V74H28ZM177 75H179V74H177ZM220 75H221V74H220ZM220 75H219V76H220ZM3 76H5V75H3ZM3 76H2L1 78H4ZM145 76H146V75H145ZM147 76H148V75H147ZM154 76H155V75H154ZM167 76H168V75H167ZM174 76L176 77V75H174ZM225 76H226V74H225ZM227 76H228V75H227ZM230 76H231V75H230ZM230 76H228V77L230 78ZM236 76H237V75H236ZM236 76H235V77H236ZM241 76H242V75H241ZM20 77H21V76H20ZM22 77H23L24 80H22ZM22 77L20 78V83H19V84H24L25 80L28 81V79H25V75H22ZM32 77H33V76H32ZM32 77L30 76V78H32ZM34 77H35V76H34ZM126 77H127V76H126ZM143 77H144V76H142V78H143ZM162 77H163V76H162ZM186 77L188 78L189 76H186ZM186 77H185V78H186ZM221 77L224 78L223 76H221ZM231 77H232V76H231ZM17 78H18V77H17ZM88 78H89V77H88ZM146 78H147V77H146ZM148 78H149V77H148ZM163 78H164V77H163ZM166 78L169 79V77H166ZM180 78H181V77H180ZM189 78H190V77H189ZM189 78H188V79H189ZM7 79H8V77H7ZM13 79H14V78H13ZM173 79H174V78H173ZM173 79H171V80H173ZM177 79H178V78H177ZM188 79H187V80H188ZM8 80H9V79H8ZM117 80H118V79H117ZM146 80H147V79H146ZM174 80H175V79H174ZM180 80H181V79L178 80V83H180V82H179ZM182 80H183V79H182ZM189 80H190V79H189ZM233 80H234V79H233ZM11 81L14 82L15 80H12V77H11ZM23 81H24V82H23ZM27 81H26V82H27ZM32 81H33V78H32ZM163 81H164V80H163ZM191 81H193V79H191ZM225 81H226V77H225ZM8 82H9V81H8ZM8 82H7V84H8ZM116 82H117V81H116ZM144 82H145V81H144ZM148 82H149V81H148ZM148 82H146V83H148ZM152 82H153V79H152ZM175 82H176V80H175ZM196 82L199 83V81H196ZM9 83H11V84L14 86V83H16V82H14V83L9 82ZM150 83H151V82H150ZM150 83H149V84H150ZM153 83H154V82H153ZM164 83H165V82H164ZM169 83H170V82H169ZM171 83H172V81H171ZM178 83L176 82V84L179 85V86L181 87V84H178ZM192 83H193V82H192ZM121 84H122V83H121ZM121 84H120V85H121ZM143 84H144V83H143ZM194 84H196L195 81H194ZM199 84H200V83H199ZM199 84H196V85L199 86ZM0 85H1V84H0ZM5 85H6V83H5ZM15 85L17 86V84H15ZM30 85H31V84H30ZM90 85H91V84H90ZM111 85H112V84H111ZM111 85H110V86H111ZM114 85H115V84H114ZM120 85H119V86H120ZM141 85H142V84H141ZM172 85H173V84H172ZM185 85H186V83H185ZM187 85H189V84H187ZM6 86H7V85H6ZM16 86H15V88H16ZM22 86H23V85H22ZM200 86H201V85H200ZM7 87H9V86H7ZM7 87H6V88H7ZM17 87H18V86H17ZM29 87H31V86H29ZM70 87H71V86H70ZM77 87H78V86H77ZM152 87H153V86H152ZM172 87H173V86H172ZM182 87H183V85H182ZM187 87H189V86H187ZM201 87H202V86H201ZM201 87H200V88H201ZM3 88H4V86H3ZM9 88H10V87H9ZM9 88H8V89H9ZM15 88H13V89H15ZM25 88H26V86H25ZM25 88H24V89H25ZM177 88H178V87H177ZM193 88H194V87H193ZM8 89H7V90H8ZM10 89H11V88H10ZM203 89H204V88H203ZM0 90H1V89H0ZM7 90H6V92H7ZM15 90H17V89H15ZM19 90H21V88H19ZM22 90H23V89H22ZM22 90H21V92H22ZM181 90H182V89H181ZM181 90H179V94H180V91H181ZM191 90H192V89H191ZM197 90H198V89H197ZM197 90H194V91L197 92ZM204 90H205V91H206V90L208 91V89H204ZM4 91H5V90H4ZM8 91H9V90H8ZM11 91H12V90H11ZM11 91H10V92H11ZM24 91H25V90H24ZM141 91H142V90H141ZM182 91H184V90H182ZM182 91H181V92H182ZM219 91H221V94L219 95V98H218V99H219V103H218V102H216V103H218L219 107L221 108L220 112L223 113V111H224V113L226 114V115L223 114V117L226 116L227 120H226V118H225V120H223V122H222V121H219V122H221V123H218V121H217L218 124H217V123H216V124L219 126V128H218V126H217L216 124L213 125V126H217V127H215L217 130L214 129V128H212L213 126L210 124V122H209V125H211V127H210L209 125L206 124V123H207L206 121H207L208 119L205 121V122H206L205 124H206V126H208L209 131H210V129L212 128V131L209 133L210 136L207 137V139H209V138L211 137L212 133H214V132H213V129H214L215 132H216V137H215V138L217 139V135L219 134V135H218V139H219V141L222 140V141H221L222 143L219 142V141L217 140V141L219 142V144H218L217 141H216L217 143L214 141V143L216 144V146L219 145V147L217 146V147L219 148V151L217 150L218 148H217L216 146H215V147H212V150L215 148V149H216V152H217V151L219 152V155H218L219 159H218V160H219V164H221V169H222L221 172H222V174H223L226 170H227V172H228V169H227V168H229V166H228L227 163H229V165H230V164L233 165V164H235V163L232 162V161L237 162V161L234 160V159L237 158V159H238V163H239L240 161H241V163H242V164L240 163V164H241V166H240L241 169H239L238 166L235 164V165H233V167H234L233 172H232L231 170H230V172H229V174L231 173V176L233 175V178H238V179H236V181H235L232 177H231V178H232L233 180H231V179L229 178V179L231 180V183H230V184H232V185L234 186V187L232 186L231 189L227 190V194L230 193L229 195L231 196V199H232V196L236 195L234 189H235V190L238 189V188H235V187H237V184L240 185V181H241V182L244 181V183H243L244 185H243V184H242V185L245 186V191H244V192H246V195H245V197H243V198H242L243 195H242V196H238V198H237V197H234V198H233V200H235V199L237 198V200H236L237 202L235 201V202L237 203V205H233L234 203H233V204L231 203L232 205H229V206H233V208H234V206H235V208H237L236 206L239 205V208L235 209V211H236V213H237V212H241V214H238L237 217L234 216L235 218L238 219V220L235 219V221L237 220L236 222L233 221V220H234V217L232 218V219H233L232 221H233V225H234V227H233L234 230H229V229H230V228H229V229H227V230H229L228 232H227V230H226V232L221 231L220 229L216 228L217 226H216L215 223H214V224H212V223H208V224H210V225H208V224H207L208 219H207L206 221H205V219H204V217H206V216H202L203 218H201V217L198 216V215H197V217H196L195 214H194L195 219H196V218L198 219V217H200L199 220H200V219H201V220L204 219V220H202V221L200 220L201 222H200L199 226H201V228H200V229H197V230H199V231H197V232H198V235H197V236H198V239L201 238L202 240L200 239V241H199V240L197 239V241H199V242H195L196 238L193 237V239H195V240L193 241L192 236H191V237L189 236V235H190L189 233H192V232H193V231H191V230H192V229L194 228V226H195V224L192 223V221H193L194 219H192V216H191L190 218L184 217V216H185V215H184V213H185L184 211H185V210H182L184 213L182 214V216L179 214L180 217L177 218L178 223L173 222V223H175V224H174V225H175V228H174V229H175V230H179L178 232H176V234H178V236L180 237V239L177 240V241L179 242V244L177 243V244L179 245V247H180V248L178 247L179 249H177V247H176L177 244L174 245V247H176V248H172V246L170 245V244H172L173 240L170 241L169 239H171V238L173 239V237H171V235H172V231H174V230H173V229H170L172 225L170 224V222L167 221V220H169V218L166 220V217H165V223L168 222V223L171 225V226H169L170 228H168L167 226H166V228H165V227H164V224H163V225L159 224V225H161L162 228H163L162 232H163L165 229H167L166 231H167L168 234H167L165 237H167L168 239H166V240H169L171 243H170V242H167L166 240H165V242L162 240L163 243H164V246H162L161 243H160L161 240H159V239L161 238V235L158 234L157 236H160V238L157 237L158 240H157L156 238H155V239H151V243L149 244V246H147V247H143V246H146L145 243H143V242H145V241L142 240L143 235H144V233H145L143 230H147L148 232L151 231V230L147 229V228H149L150 225H151V224H150V218H151V217L148 218L146 215H144V217H147V218H148L147 221H148V223H149V224H148L149 226L146 225V224H147V223H146V222H147V221H146L147 218H142V219H145V221H144V220H143V221L145 222V225H146V226L142 223V226L144 225L143 227H145V228H144L143 230H141V229H142L141 226H140V227H141V229H140V228H137L138 226H134L133 224H131V225H132V226L130 225L131 228H132V227H136V229H131V230L129 229V230L131 231V232H130V231L128 230V227H127V229L125 228V226H124L125 224H124V223H122V226H124V227L121 226V224L119 223V220H120V219L123 220L124 218H120L119 220H117V217L119 216V215H118V216L116 217V220H115L116 222H115V223L118 222L117 225L120 224V226H119L120 229H121V230H124V229L128 230V232H130L131 236H132V234L135 233V234H134V236H135V237H134V240H135L136 242H135V246L132 247V249H134V250H132V251H134V252H133L134 254L131 252V249H129L128 251H130L131 253L129 254V256H127V257H130L131 254H133V257H134V256L136 255V253H137V256H135L134 259L132 258V256L130 257L131 260L133 259L132 262H133L134 264H138V263H139V264H149V263H151V262H152V264H194L197 260L200 261V262L197 261L199 264H204V260L209 261L208 258H210V256H211L212 259L214 258V256H216V259H213V260H212L213 264H221V263H220V262H221L220 259L222 260L223 264H235V260H236V259H238L237 263H239V264H264V219H263L264 217H262V216H264V215H262V214L260 213V211H259L260 214L257 213L258 215H256V213H255V214H252V212H255L256 210H257V211H258V210H261V212H262V209H263V211H264V208H263V207H264V174H262V178H263V179L261 178V175H260V174H261V173H260L261 170H262V171L264 170V169H263V166H264L263 163H264V161L262 162V164H261V163L258 164V163L255 161V160H257V158L259 159V157H260L261 160L264 158V157H263V156H264V153H263L264 151H263V147H259V146H257V147H259V149L262 148V149H260V150L262 151V152H261V151H259L258 148L255 146V145H256V142H255L256 139H255V140H254V139L252 140L251 138H249V133H250V135H251L252 130H254V131L257 133V131H258L257 128H258V125H259V121L256 119L255 115L250 111V109H248L249 107L247 108V106H246V104H245L244 102H243V104H242L241 102L234 103V104H235V105H234V108H232V107L230 106V104H231L232 102H231V101H226V99L228 98V95H227V92H228V91H227V89H223V90L220 89ZM2 92H3V90H2ZM13 92H15V91L13 90ZM16 92H17V91H16ZM21 92L18 91L17 94H19V93H21ZM123 92H124V91H123ZM208 92H209V91H208ZM143 93H144V92H143ZM143 93H142V94H143ZM197 93H198V92H197ZM1 94H5V95L2 97ZM1 94H0V96H1V98H3L2 100L7 102V100L5 99V98L8 97V96L5 97V96H6V93L3 92V93H1ZM11 94H13V93L11 92ZM11 94H10V95H11ZM114 94H115V93H114ZM181 94H182V93H181ZM206 94H207V92H206ZM7 95H8V93H7ZM10 95H9V97L7 98V99H8L7 104H3V105L5 106V108H7V106H8V107L11 106L13 103L15 104V102H13V100H12L11 98H14V99H15V98L18 97V96H16V93H15V95L13 94V95H14L13 97H11L12 95H11V96H10ZM149 95H150V94H149ZM15 96H16V97H15ZM144 96L146 97V95H144ZM147 96H148V95H147ZM210 96H211V95H210ZM214 96H215V95H214ZM214 96H213V97H214ZM10 97H11V98H10ZM54 97H55V96H54ZM62 97H64V96H62ZM121 97H122V96H121ZM123 97H124V95H123ZM213 97H212V98H213ZM215 97H216V96H215ZM55 98H56V97H55ZM81 98H82V97H81ZM99 98H100V97H99ZM119 98H120V97H119ZM128 98H129V97H128ZM146 98H147V97H146ZM146 98H143L144 101H145ZM198 98H199V96H198ZM202 98H203V96H202ZM4 99H5V100H4ZM53 99H54V98H53ZM122 99H123V98H122ZM122 99H121V100H122ZM124 99H126V98H124ZM141 99H142V97H141ZM150 99H151V97H150ZM196 99H197V98H196ZM213 99L215 100L216 98H213ZM213 99H212V100H213ZM2 100H1V101H2ZM10 100H12V101H11V102H13L12 104H10V103H11ZM15 100H16V99H15ZM15 100H14V101H15ZM60 100H61V99H60ZM115 100H116V99H115ZM104 101H105V100H104ZM118 101H119V100H118ZM147 101H148V100H147ZM149 101H150V100H149ZM181 101H182V100H181ZM199 101H200V99H199ZM201 101H202V100H201ZM203 101H204V100H203ZM215 101H216V100H215ZM215 101H214V102H215ZM217 101H218V100H217ZM6 102H5V103H6ZM125 102H126V101H125ZM125 102H123V103H125ZM176 102H177V101H176ZM195 102H196V101H195ZM207 102H208V101H207ZM251 102H252V101H251ZM0 103H1V102H0ZM123 103H122V104H123ZM127 103H129V102L127 101ZM192 103H193V102H192ZM192 103H191V104H192ZM196 103H197V102H196ZM199 103H201V102H199ZM199 103H198V105H199ZM262 103H263V102H262ZM122 104L120 105L121 107H122ZM160 104H161V103H160ZM164 104H165V103H164ZM202 104H203V103H202ZM202 104H201V105H202ZM212 104H213V103H212ZM249 104H251V103H249ZM115 105H116V104H115ZM118 105H119V104H118ZM127 105H128V104H127ZM194 105H195V104H194ZM203 105H204V104H203ZM59 106H60V105H59ZM61 106H62V105H61ZM148 106H149V105H148ZM150 106H151V105H150ZM153 106H154V105H153ZM209 106H210V105H209ZM214 106H215V105H214ZM252 106H253V104H252ZM12 107H13V106H12ZM75 107H76V106H75ZM83 107H84V106H83ZM127 107H128V106H127ZM154 107H155V106H154ZM156 107H157V105H156ZM203 107H205V106H203ZM216 107H217V105H216ZM1 108H2V107H1ZM1 108H0V110H1ZM3 108H4V107H3ZM3 108H2V110H4ZM30 108H31V107H30ZM88 108H89V107H88ZM112 108H113V107H112ZM118 108H119V107H118ZM122 108H124V107H122ZM122 108H121V109H122ZM129 108H130V107H129ZM150 108H151V107H150ZM186 108H187V107H186ZM220 108H219V109H220ZM28 109H29V108H28ZM36 109H37V108H36ZM64 109H65V107H64ZM69 109H70V108H69ZM84 109H85V108H84ZM121 109H120V110H121ZM153 109H154V108H153ZM183 109H184V108H183ZM188 109H189V107H188ZM202 109H203V108H202ZM29 110H30V109H29ZM38 110H39V109H38ZM40 110H41V109H40ZM100 110H101V109H100ZM176 110H177V109H176ZM190 110H192V109H190ZM199 110H200V109H199ZM207 110H208V109H207ZM207 110H206V111H207ZM4 111H5V110H4ZM44 111H45V110H44ZM57 111H58V110H57ZM72 111H74V109H73ZM122 111H123V109H122ZM192 111H193V110H192ZM35 112H36V111H35ZM37 112H38V111H37ZM42 112H43V111H42ZM45 112H46V111H45ZM60 112H61V111H60ZM148 112H150V111H148ZM161 112H162V111H161ZM173 112H174V111H173ZM184 112H185V111H184ZM187 112H188V111H187ZM204 112H205V111H204ZM14 113H15V112H14ZM19 113H20V112H19ZM23 113H24V112H23ZM40 113H41V112H40ZM86 113H87V112H86ZM132 113H133V112H132ZM192 113H193V112H192ZM196 113H197V112H196ZM28 114H29V113H28ZM30 114H31V113H30ZM34 114H35V113H34ZM36 114H37V113H36ZM43 114H46V113H43ZM100 114H101V113H100ZM126 114H127V112H126ZM188 114H189V113H188ZM194 114H195V113H194ZM200 114H201V113H200ZM11 115H12V114H11ZM25 115H26V113H25ZM55 115H56V114H55ZM60 115H61V114H60ZM83 115H86V114H83ZM111 115H113V114H111ZM148 115H149V114H148ZM148 115H147V116H148ZM207 115H208V114H207ZM220 115H221V117H222V114H220ZM16 116H18V114H16ZM52 116L54 117V115H52ZM61 116H62V115H61ZM61 116H60V118H61ZM65 116H66V115H65ZM67 116H68V115H67ZM71 116H72V115H71ZM104 116H105V114L103 115V117H104ZM115 116H116V115H115ZM119 116H120V115H119ZM129 116H130V113H129ZM189 116H190V114H189ZM194 116H195V115H194ZM200 116H201V115H200ZM204 116H205V115H203V117H204ZM209 116H210V114H209ZM10 117L13 118V117H15V116H10ZM10 117H9V118H10ZM29 117H31V118L26 119V122H27V124H28V127L25 125V126H26V129H25V126H24V123H23V122L21 123V122H19V121H18V122L16 121V120H20L19 117H18L17 119H14V122H16V123L12 124L10 127L12 128V126L15 125V124H16V125L19 124L18 126H20V124H21V126H24V127H23V128H24V131H25V130L30 131V130L27 129V128H29V126H33V125L36 123L37 120H34V119L32 120V118H34V117H32V115H30ZM35 117H36V116H35ZM45 117H46V116H45ZM78 117H79V115H78ZM82 117H84V116H82ZM82 117H81V118H82ZM109 117H111V116H109ZM112 117H113V116H112ZM149 117H150V116H149ZM212 117H213V116H212ZM15 118H16V117H15ZM50 118H51V117H50ZM56 118H57V116H56ZM58 118H59V117H58ZM64 118H65V117H64ZM73 118H74V116L72 117V120H73ZM95 118H96V117H95ZM97 118H98V117H97ZM104 118H105V117H104ZM119 118H120V117H119ZM122 118H125V117H122ZM154 118H155V117H154ZM192 118H194V117H192ZM197 118H198V117H197ZM206 118H207V117H206ZM35 119H36V118H35ZM46 119H47V118H46ZM46 119H45V121H46ZM52 119H53V118H52ZM54 119H55V118H54ZM66 119H69V118H66ZM66 119H65V122H66ZM184 119H185V118H184ZM186 119H187L186 121H188V118H186ZM219 119H222V118H219ZM8 120H9V119H8ZM41 120L44 122V120H43L42 118H41ZM95 120H96V119H95ZM112 120H114V118H113ZM117 120H118V119H117ZM119 120H120V119H119ZM172 120H173V119H172ZM190 120H191V119H190ZM195 120H196V119H195ZM209 120H210V119H209ZM215 120H217V119L215 118ZM9 121H12V120H9ZM49 121H50V120H49ZM58 121H59V120H58ZM67 121H68V120H67ZM69 121H70V119H69ZM69 121H68V122H69ZM104 121H105V120H104ZM108 121H109V120H108ZM114 121H115V120H114ZM125 121H126V120H125ZM152 121H153V119H152ZM162 121H163V119H162ZM169 121H170V120H169ZM186 121H185V122H186ZM212 121H213V120H212ZM224 121H225V122H224ZM40 122H41V121H40ZM40 122H39V124H40ZM53 122H54V121H53ZM53 122H52V123H53ZM55 122H57V121H55ZM62 122H63V121H62ZM65 122H63V123H65ZM77 122H78V121H77ZM86 122H87V121H86ZM101 122H102V121H101ZM111 122H112V121H111ZM119 122H120V121H119ZM148 122H149V120H148ZM175 122H176V121H175ZM185 122H184V123H185ZM213 122H215V121H213ZM227 122H228V123H227ZM230 122H234V124H236V126L234 125L235 128H234V126H232L233 129H231V128H232L231 125H228V127L225 125V127L228 128L229 130H227V129L224 130V128H222V126H221L222 123H223V124H229ZM50 123H51V121H50ZM58 123H59V122H58ZM60 123H61V122H60ZM70 123H71V121H70ZM84 123H85V122H84ZM107 123H108V122H107ZM116 123H117V122H116ZM127 123H128V122H127ZM144 123H145V122H144ZM186 123H187V122H186ZM191 123H192V122H191ZM194 123H195V122H194ZM194 123H193V124H194ZM211 123H212V122H211ZM67 124L69 125V123H67ZM92 124H93V123H92ZM121 124H123V123H121ZM137 124H138V121H137ZM169 124H170V123H169ZM203 124H204V123H203ZM205 124H204V125H205ZM212 124H213V123H212ZM220 124H221V125H220ZM237 124H239L238 126H243V125H244V129H243L242 127H241L242 129H241V128H238ZM41 125H42V124H41ZM46 125H47V124H46ZM49 125H50V124H49ZM53 125H54V124H53ZM60 125H61V124H60ZM60 125H59V128H60ZM62 125H63V124H62ZM72 125H73V124H72ZM72 125H71L70 127H74V126H72ZM87 125H88V124H87ZM87 125L85 126L86 128H84V130H85V129H92V128H89V126H87ZM90 125H91V124H90ZM104 125H105V124H104ZM104 125H103V127H104ZM113 125H114V124H113ZM129 125H130V123H129ZM154 125H155V124H154ZM185 125H186V124H185ZM189 125H190V124H189ZM18 126H16V128L19 129ZM21 126H20V127H21ZM42 126H43V125H42ZM91 126H94V125H91ZM109 126H110V125H109ZM109 126H107L108 129H109V130H107V131H111V129L109 128ZM186 126H187V125H186ZM229 126H230L231 128H230ZM45 127H48V126H43V128H45ZM49 127H50V126H49ZM52 127H53V126H52ZM52 127H51V128H52ZM62 127H63V126H62ZM65 127H67V126H65ZM82 127H84V125H83ZM107 127L105 126V128H102V129L104 130V132H107V131L105 130ZM121 127H122V126H121ZM183 127H185V126L183 125ZM190 127H192V125H191ZM193 127H194V126H193ZM195 127H196V126H195ZM209 127H210V128H209ZM236 127H237L238 129H241V131H239V132H241V133H242L243 131H244L243 133H245V131H246V133L248 132L247 137L250 139V141H251V140L253 141V144H254L255 147H254L253 145H251V146L248 145V144H249V141H248V138L245 136L246 133H245L244 135H243V134L241 135V134L239 133L240 136H238V134H237V135L235 134V132L237 131ZM246 127H247V128H246ZM21 128H22V127H21ZM23 128H22V130H23ZM55 128H56V127H55ZM63 128H64V127H63ZM111 128H112V127H111ZM123 128H124V127H123ZM151 128H152V130H153V127H151ZM166 128H167V127H166ZM171 128H172V126H171ZM196 128L198 129V127H196ZM196 128H195V129H196ZM248 128H249V129H248ZM52 129H53V128H52ZM67 129H68V128H67ZM67 129H66L65 131H64V129H63V131H64V132H67ZM115 129H116V130H115ZM149 129H150V127H149ZM149 129H148V130H149ZM173 129H176V127L174 126ZM182 129H183V128H182ZM182 129H181V130H182ZM193 129H194V128H193ZM199 129H200V128H199ZM208 129H207V127H206V130H207V131H208ZM218 129H219V130H218ZM230 129H231V131H230ZM234 129H235V130H234ZM245 129H246V130H245ZM251 129H252V130H251ZM3 130H4V129H3ZM73 130H74V129H73ZM76 130H77V129H76ZM114 130H115V132H116L117 130H119V131H121L120 133L122 134V136H121V134L119 133V135L121 136V139L118 138V136H117V138H116V142H115V143H117V147H118V146L121 145V143L123 142V141H122L123 133H124V132L127 133L128 131L126 132V131H124L123 129H120V128L117 129V127H116V128L113 127V131H112V132H113V136H114V137H116V136L114 135V134H115V133H114ZM126 130H127V129H126ZM143 130H144V129H143ZM146 130H147V129H146ZM154 130H156V128H155ZM154 130H153V131H154ZM159 130H160V128H159ZM166 130H167V129H166ZM200 130H202V129H200ZM226 130H227V132H226ZM248 130H250L251 132L248 131ZM13 131H14V130H13ZM28 131H25V133L28 132ZM93 131H95V129H94V130L92 129L91 132H93ZM123 131H124V132H123ZM130 131H131V130H130ZM153 131H152V133H154ZM176 131H177V130H176ZM192 131H193V130H192ZM202 131H204V130H202ZM233 131H235V132H233ZM46 132H47V131H46ZM64 132H62V133L64 134ZM73 132H74V131H73ZM75 132H76V131H75ZM86 132H87V133H90L89 130L84 131L85 134H86ZM100 132L102 133V131H100ZM117 132H118V131H117ZM196 132H197V131H196ZM200 132H201V131H200ZM28 133H29V135H30V133H32V130H31L30 132H28ZM33 133H34V132H33ZM33 133H32V134H33ZM97 133H98V132H97V130H96V132L93 133V134L95 135V134H97ZM140 133H141V132H140ZM152 133H151V134H152ZM175 133H176V132H175ZM193 133H194V132H193ZM197 133H198V132H197ZM237 133H238V132H237ZM32 134H31V135H32ZM35 134H37V133L35 132ZM63 134H62V135H63ZM66 134H67V133H66ZM75 134H76V133H75ZM77 134H78V132H77ZM85 134H84V136H85ZM99 134H100V133H99ZM116 134L118 135V133H116ZM142 134H143V133H142ZM151 134H150V135H151ZM181 134H182V133H181ZM200 134H201V133H200ZM202 134H203V133H202ZM207 134H208V132H207ZM10 135H11V134H10ZM51 135H52V134H50V136H51ZM90 135H91V134H89V135L87 134L88 137H89ZM94 135H93V136H94ZM124 135H126V134H124ZM150 135H149V136H150ZM154 135H155V133H154L152 136H154ZM182 135H183V134H182ZM204 135H205V134H204ZM235 135H236L237 137H236ZM252 135H253V137L256 136V135L254 136V134H252ZM252 135H251V136H252ZM21 136H22V135H21ZM26 136H27V135H26ZM26 136H25V137H26ZM33 136H34V134H33ZM33 136H31V137L29 136L30 139L33 138ZM37 136L39 137V134H38ZM42 136H43V135H42ZM65 136H67V135H65ZM65 136H64V137H65ZM72 136H75V135H73V133H72ZM91 136H92V135H91ZM91 136H90V138H93V137H91ZM97 136H98V135H97ZM102 136H103V135H102ZM186 136H187V135H186ZM206 136H208V135H206ZM242 136H244V139L247 138V141H245V143H243L244 145H246V148H245V146L242 145V141L240 142V140H243V138L240 139V137H242ZM19 137H20V136H19ZM25 137H24V138H25ZM29 137H28V138H29ZM34 137H35V140H36L37 137H36V136H34ZM44 137H46V136H44ZM44 137H43V141H44ZM70 137H71V136H70ZM78 137H79V134H78ZM88 137H87V138H88ZM99 137H101V135L98 136V141H99V143L97 142L98 144H101V143L105 142V141H106V137H107V140L109 139V135H106L105 137L103 136L102 139H100ZM111 137H112V133H111ZM111 137H110V138H111ZM114 137H113V138H114ZM125 137H126V136H125ZM253 137H252V138H253ZM28 138H27V140H28ZM51 138H52V139L55 138V135H52ZM66 138H67V137H66ZM75 138H76V137H75ZM75 138L73 137L74 141L76 140ZM153 138H154V137H153ZM211 138H212V137H211ZM238 138H239L240 140H239ZM255 138H256V137H255ZM25 139H26V138H25ZM38 139H39V138H38ZM67 139H68V138H67ZM83 139H84V137H83ZM94 139H96V138L94 137ZM94 139H92V140H94ZM99 139H100V140H99ZM117 139H118V140H117ZM159 139H160V138H159ZM200 139H201V138H200ZM33 140H34V139H33ZM33 140H32V141H33ZM53 140H54V139H53ZM71 140H72V139H71ZM81 140H82V137H81ZM112 140H113V139L108 140V141H112ZM125 140H126V139H125ZM143 140H144V139H143ZM203 140H204V139H203ZM40 141H41V140H40ZM43 141H42V142H43ZM68 141H69V140H68ZM74 141H73V142H74ZM100 141H101V142H100ZM117 141H121V143L119 144V142H117ZM154 141H155V139H154ZM154 141L152 140V141H151L152 143L150 142V144H149V145H150V146H149V148H150L149 150H151V151H153V148H154L153 146L155 145V144L153 145V142H154ZM156 141H157V140H156ZM236 141H239V143H241V144L239 145L238 143H236ZM243 141H244V140H243ZM36 142H37V141H35V143H36ZM38 142H39V141H38ZM45 142H47V141H45ZM69 142H70V141H69ZM73 142H72L71 144H73ZM76 142H77V141H76ZM76 142H75V143H76ZM78 142H79V141H78ZM198 142H199V140H198ZM257 142H258V141H257ZM260 142H261V141H260ZM39 143H40V142H39ZM52 143H54V142L52 141ZM56 143H57V141H56ZM111 143H112V142H111ZM129 143H130V142H129ZM214 143H213V145H215ZM247 143H248V144H247ZM258 143H259V142H258ZM19 144H20V143H19ZM21 144H22V142H21ZM23 144H24V143H23ZM46 144H48V143H46ZM78 144H79V143H78ZM80 144H81V143H80ZM80 144H79V145H80ZM85 144H86V143H85ZM87 144H89V143H87ZM87 144H86V146H87ZM103 144H104V143H103ZM106 144H107V142H106ZM196 144H197V143H196ZM224 144H225V145H224ZM250 144H252V142H250ZM42 145H44V143H43ZM48 145H49V144H48ZM48 145H47V147H48ZM73 145H74V144H73ZM89 145H90V144H89ZM109 145H110V144H109ZM115 145H116V144H115ZM177 145H178V144H177ZM261 145H262V144H261ZM26 146H27V145H26ZM54 146H55V145H54ZM54 146H52V147H53V149L55 150ZM59 146H60V145H59ZM83 146H84V145H83ZM92 146H93V143H92ZM98 146H99V145H98ZM98 146H96V147H98ZM122 146H123V145H122ZM129 146H131V144H130ZM132 146H133V145H132ZM142 146H143V145H142ZM151 146H152V147H151ZM156 146H157V144L155 145V147H156ZM158 146H159V145H158ZM197 146H198V144H197ZM240 146H242V148H241ZM248 146H249L250 148H255V149H251V150L253 151V152H252V151L250 152L251 155L254 154V156H255V155H256L255 152H256V150H257V152H259V155H261V156L263 155V156H262L263 158H261V156H259V157H258V156H255L256 158H255V157H252V156L250 155L249 151H248V149H249ZM4 147H5V146H4ZM23 147H24V146H23ZM45 147H46V145H45ZM81 147H82V146H81ZM84 147H85V146H84ZM87 147H88V146H87ZM89 147H90V146H89ZM115 147H116V146H115ZM115 147H113V148H115ZM135 147H136V145H135L134 148H132V149H136ZM140 147H141V146H140ZM170 147H171V146H170ZM172 147H173V146H172ZM172 147H171V148H172ZM198 147H199V146H198ZM247 147H248V148H247ZM2 148H3V147H2ZM25 148H26V147H25ZM25 148H24V150H25ZM28 148H29V147H28ZM28 148H27V149H28ZM33 148H34V146H33ZM43 148H44V147L42 146V149H43ZM105 148H106V147H105ZM118 148H119V151L122 150V147H121V149H120V146H119ZM123 148H124V147H123ZM157 148L159 149V147H156L155 150H154V152L157 150ZM160 148H161V147H160ZM162 148H163V147H162ZM7 149H8V148H7ZM49 149H51V148H49ZM53 149H52V150H53ZM81 149H83V148H81ZM88 149L90 150V148H88ZM94 149H95V146L92 147V149H91V154H90V155L93 154V153H92V150H94ZM101 149L103 150L104 147L101 148ZM115 149H116V148H115ZM115 149H114V150H115ZM125 149H126V147H125ZM138 149H140V148H138ZM138 149H137V151H138ZM141 149H142V148H141ZM141 149H140V151H141ZM169 149H170V148H169ZM14 150H15V149H14ZM31 150H32V149H31ZM31 150H30V151H31ZM34 150H35V149H34ZM65 150L69 151L68 148L66 149V147H65ZM86 150H87V149H86ZM129 150H130V149H129ZM159 150H160V149H159ZM163 150H164V149H163ZM170 150H171V149H170ZM174 150H176V149H174ZM246 150H247V152H245ZM28 151H29V150H28ZM30 151H29V152H30ZM46 151H47V150H46ZM48 151H49V150H48ZM57 151H58V149H57ZM57 151H56V152H57ZM62 151H64V148H63ZM67 151H66V152L64 151L65 155H67L66 153L70 154V153L72 152V151H71V152H67ZM81 151H84V150H81ZM105 151H106V150H105ZM116 151H117V150H116ZM123 151H124V149L122 150V153H123ZM126 151H127V150H126ZM137 151H136V152H137ZM140 151H138V152H140ZM146 151H147V150H146ZM146 151H145V152H146ZM165 151H166V150H165ZM168 151H169V150H168ZM180 151H181V150H180ZM195 151L197 152V150H195ZM210 151H211V150H210ZM3 152H4V151H3ZM19 152H20V151H19ZM36 152H37V154L40 153V152H38V151H36ZM44 152H45V151H44ZM44 152H43V153H44ZM49 152H50V151H49ZM49 152H48V153H49ZM86 152L88 153V151H86ZM128 152H130V151H128ZM132 152H133V151H132ZM141 152H142V151H141ZM141 152H140V153H141ZM143 152H144V151H143ZM156 152H157V151H156ZM183 152H184V150H183ZM214 152H215V150H214ZM214 152H213V153H214ZM216 152H215V153H216ZM218 152H217V153H218ZM239 152H242V154L239 153ZM243 152H245L246 154L244 153V154H245V155H244ZM1 153H2V151H1ZM45 153H46V152H45ZM45 153H44V154H45ZM94 153H95V152H94ZM106 153H107V152H106ZM122 153H121V155H122ZM124 153H125V152H124ZM126 153H127V152H126ZM130 153H131V152H130ZM140 153H139V154H140ZM150 153H151V152H150ZM166 153H167V151H166ZM166 153H165V155H166ZM205 153H208V152H205ZM217 153H216V154H217ZM238 153H239L240 155H239ZM252 153H253V154H252ZM260 153H261V154H260ZM4 154H5V153H4ZM4 154H3V155H4ZM22 154H23V153H22ZM22 154L20 153V155H22ZM44 154H43V155H44ZM49 154H50V153H49ZM54 154H55V153H54ZM58 154L60 155L61 153H58ZM58 154H55V156L58 155ZM76 154H77V153H76ZM81 154H82V153H81ZM88 154H89V153H88ZM104 154H105V153H104ZM117 154H119V153H117ZM131 154H132V153H131ZM141 154H142V153H141ZM156 154H158V153H156ZM159 154H161V156H162V153L159 152ZM236 154H238L239 156L243 155L244 157L242 156V158H241V157H239L238 155H237V157H235ZM247 154L250 155V158H249V156H248ZM12 155H13V154H12ZM23 155H24V154H23ZM23 155H22V157H23ZM34 155H35V154H34ZM45 155H46V154H45ZM45 155H44V156H45ZM59 155H58V157H59ZM83 155L85 156L86 154L84 153ZM98 155H99V154H98ZM127 155L130 156V154H127ZM133 155H134V157L136 156V155H135V152H134ZM143 155H145V154L143 153ZM143 155H142V156H143ZM171 155H172V154H171ZM183 155H184V154H183ZM185 155H186V154H185ZM230 155H231V156H230ZM257 155H258V153H257ZM1 156H2V155H0V159H2ZM8 156H9V155H8ZM29 156H31V155L29 154ZM38 156L40 157L41 155L38 154ZM60 156L63 157V153H62ZM69 156H70V155H69ZM71 156H72V154H71ZM108 156H109V155H108ZM111 156H112V155H111ZM114 156H115V155H114ZM117 156H119V155H117ZM122 156H124V155H122ZM122 156H120V157H122ZM128 156H125V157H128ZM151 156H153V158H154V156H157V155H150V158H151ZM167 156H168V153H167ZM207 156H210V155H207ZM25 157H26V156H25ZM31 157H34V156H31ZM39 157H38V158H39ZM46 157H47V156H46ZM49 157H50V155H48V158H49ZM51 157H52V155H51ZM51 157H50V158H51ZM56 157H57V156H56ZM76 157L78 158V155H77ZM79 157H80V156H79ZM81 157H82V155H81ZM125 157H124V158H125ZM143 157H145V156H143ZM164 157H165V156H163V158H161L160 156L158 157L159 159L161 158L160 161H159V164H158L159 166H162V167H163L164 164H165V162H166V159H168V157H167L166 159H164ZM179 157H180V155H178V158H179ZM204 157H206L205 154H204ZM232 157H234V159L229 160V159L232 158ZM245 157H246V158L248 157L249 159H251V157H252V158H253L252 160H254V163H252L250 160H249V162H247L248 159L246 160ZM9 158H10V157H9ZM35 158H36V157H35ZM44 158H45V157H43V159H44ZM67 158H71V157H66V158L64 157L62 160H63L64 162H66L65 159H67ZM72 158H73V157H72ZM85 158H87V157L85 156ZM85 158L83 159V161L85 160ZM90 158H91V157H90ZM122 158H123V157H122ZM129 158H130V157H128L127 160H129ZM135 158H136V157H135ZM137 158H138V156H137ZM137 158H136V159H137ZM155 158H157V157H155ZM158 158H157V159H158ZM183 158H184V157H183ZM214 158L216 159L217 157L215 156ZM240 158H241V160H239ZM244 158H245V160H246V163H244V162H245ZM36 159H37V158H36ZM52 159H53V160H51V159H50V160H51V162L54 164V158L52 157ZM59 159H61V158H59ZM107 159H108V158H107ZM107 159H106V160H107ZM118 159H119V158H118ZM136 159H135V161L138 160V159H137V160H136ZM144 159H145V158H143V162H144ZM151 159H152V158H151ZM170 159H171V158H170ZM179 159H180V158H179ZM208 159H209V158H208ZM40 160H42V159H40ZM44 160H45V159H44ZM46 160H47V159H46ZM73 160H74V158H73ZM73 160H72V161H73ZM75 160H76V158H75ZM88 160H89V158H88ZM116 160H117V158H116ZM120 160H121V159H120ZM127 160H126V161H127ZM162 160H163V162H164V160H165V162H164L163 165H162V163H163ZM202 160H204V159L201 157V161H202ZM216 160H217V159H216ZM263 160H264V159H263ZM4 161H5V159H4ZM4 161H3V162H4ZM8 161H9V159H8ZM10 161H11V159H10ZM14 161H15V160H14ZM37 161H38V160H37ZM69 161H71V159H69ZM79 161L81 162V160H79ZM90 161H91V160H90ZM100 161H101V160H100ZM102 161H103V160H102ZM130 161H131V163H132V159H131ZM130 161H129V162H130ZM135 161H134V162H135ZM140 161H141V160H140ZM150 161H152V160H150ZM177 161H178V160H177ZM179 161H180V160H179ZM179 161H178V162H179ZM207 161H208V160H207ZM226 161H227V162H226ZM230 161H231L232 163H230ZM258 161H260V160H258ZM0 162H1V161H0ZM5 162H6V161H5ZM5 162H4V163H5ZM15 162H16V161H15ZM15 162H13L12 165H13V164H16ZM38 162H39V161H38ZM40 162H42V161H40ZM43 162H45V161H43ZM43 162H42V163H43ZM46 162H48V160H47ZM55 162H57L56 159H55ZM108 162H109V161H108ZM119 162H120V161H119ZM121 162H122V161H121ZM124 162H125V160H124ZM134 162H133V163H134ZM138 162H139V161H138ZM138 162H136V163H138ZM161 162H162V163H161ZM170 162H171V161H170ZM202 162H203V161H202ZM202 162L199 161V163H202ZM204 162H205V160H204ZM208 162H210V161H208ZM212 162H213V161H212ZM25 163H26V162H25ZM32 163H33V162H32ZM72 163H73V162L69 163V167H71L70 165H71ZM85 163H86V160H85ZM89 163H90V162H89ZM154 163H155V161H154ZM157 163H158V161H157ZM171 163H172V162H171ZM181 163H182V161H181ZM193 163H194V161H193ZM193 163H192V164H193ZM216 163H218V161H217ZM224 163H226L227 165H223ZM256 163H257V164H256ZM5 164H6V163H5ZM5 164H3V165H5ZM17 164H18V163H17ZM17 164H16V165H17ZM29 164H31V162H29ZM56 164H57V163H56ZM117 164H119V163H117ZM129 164H130V163H129ZM141 164H142V163H141ZM141 164H140V165H141ZM148 164H149V162H148ZM168 164H170V163H168ZM173 164H174V162H173ZM204 164H205V163H204ZM213 164H214V163H213ZM219 164H218V165H219ZM45 165H46V164H45ZM48 165H49V164H48ZM50 165H51V164H50ZM54 165H55V164H54ZM54 165H53L52 167L50 166L51 169L53 168V169H52L53 171H52L51 169H47L46 171H48V172L50 173L49 170H51V173H54V172H55V170H54ZM60 165H61V164H60ZM60 165L57 164L56 167L58 166V168H59V167L62 166V165H61V166H60ZM86 165H87V163H86ZM122 165H123V164H122ZM136 165H137V168H138L139 165H138V164H136ZM199 165H200V164H199ZM202 165H203V164H202ZM202 165H201V166H202ZM222 165H223V166H222ZM262 165H263V166H262ZM1 166H2V165H1ZM30 166H31V165H30ZM33 166L36 167L35 163L33 164ZM37 166H38V165H37ZM39 166H40V164H39ZM72 166H73V164H72ZM101 166H102V165H101ZM133 166H134V165H133ZM146 166H147V165H146ZM148 166H149V165H148ZM154 166H156V165H154ZM165 166H166V165H165ZM165 166H164V167H165ZM178 166H179V165H178ZM178 166H177V167H178ZM203 166H204V165H203ZM205 166H206V165H205ZM207 166H209V165L207 164ZM207 166H206V168H207ZM230 166H231V165H230ZM251 166H253V167L250 168ZM17 167H18V166H17ZM17 167H16V169H17ZM43 167H44V165H43ZM45 167H46V166H45ZM45 167H44V168H45ZM75 167H78V166H75ZM120 167H121V166H120ZM134 167H135V166H134ZM141 167L143 168V166H141ZM151 167H152V166H151V164H150V168H151ZM156 167H158V166H156ZM181 167H182V166H181ZM192 167H193V166H192ZM192 167L190 166V169H191ZM218 167H219V170H220V165H219ZM233 167H232V168H233ZM236 167L238 168V170H237ZM242 167H243V169H242ZM38 168H42V167L40 166V167H38ZM73 168H74V166H73ZM115 168H116V167H115ZM115 168H114V169H115ZM142 168H141V169H142ZM147 168H148V167H147ZM147 168H146V169H147ZM166 168H167V167H166ZM168 168H169V166H168ZM230 168H231V167H230ZM232 168H231V169H232ZM11 169H12V168H11ZM26 169H28V168H26ZM26 169H25V170H26ZM45 169H46V168H45ZM76 169H77V168H76ZM118 169H119V168H118ZM118 169H117V170H118ZM121 169H122V168H121ZM158 169H159V168H158ZM201 169H202V167H201ZM201 169H200V171H199L200 173H201V171H202ZM210 169H211V168H210ZM225 169H226V170H225ZM5 170H6V169H5ZM23 170H24V167H23ZM62 170H65V167H64V169L62 168ZM115 170H116V169H115ZM137 170H138V169H137ZM139 170H140V168H139ZM150 170H153V169H150ZM150 170H147V171H150ZM161 170H162V168H161ZM183 170H184V169H183ZM188 170H189V169H188ZM191 170H192V169H191ZM197 170H198V169H197ZM259 170H260V171H259ZM10 171H12V170H10ZM58 171H59V170L57 169V172H58ZM60 171H61V170H60ZM60 171H59V172H60ZM70 171H71V170H70ZM72 171L75 172V169L72 170ZM78 171H79V170H78ZM78 171H77V172H78ZM135 171H136V170H135ZM185 171L187 172V170H185ZM205 171H208V170H207V169L205 170V168H204L203 173H204ZM210 171H211V170H210ZM258 171H259V172H258ZM14 172H15V171H14ZM74 172H73V173H74ZM137 172H138V171H137ZM145 172H146V171H145ZM159 172H160V169H159ZM216 172H217V171H216ZM216 172H215V174H217ZM221 172H220V173H221ZM227 172H226V173H227ZM256 172L259 173V176H258V173H256ZM60 173H62V171H61ZM63 173H64V172H63ZM63 173H62V174H63ZM71 173H72V172H71ZM83 173H85V172H83ZM138 173H140V172H138ZM157 173H158V172H157ZM161 173H163V172L161 171ZM183 173H184V172H183ZM200 173H198V171H197L196 176H197V174L199 175ZM255 173H256V174H255ZM262 173H264V171H263ZM78 174H79V172H78ZM120 174H121V173H120ZM208 174H209V173H208ZM229 174H228V175H229ZM253 174H254V175H253ZM50 175H51V174H50ZM64 175H65V174H64ZM66 175H67V172H66ZM70 175H71V174H70ZM80 175H81V174H79V176H80ZM83 175H84V174H83ZM86 175H87V174H86ZM162 175H163V174H162ZM209 175H210V174H209ZM217 175H218V174H217ZM67 176H68V179H67V180H70V178H69L70 176H69V175H67ZM75 176H77V175H76V172H75ZM132 176H133V172H132ZM135 176H136V175H135ZM135 176H133V181H134V182L136 181V180H134V177H135ZM150 176H153V175H150ZM159 176H160V174H159ZM165 176H166V175H165ZM196 176L194 175V177H196ZM200 176L202 177V174H200ZM224 176H225V175L223 174V177H224ZM242 176H244V178H242ZM246 176H249V177L246 178ZM257 176H258V177H257ZM72 177H74V175H73ZM72 177H71V180H73ZM80 177H81L80 181H81L82 179L84 180V178H86V177L83 178L82 176H80ZM87 177H88V176H87ZM106 177H107V176H106ZM136 177H137V176H136ZM136 177H135V178H136ZM145 177H146V176H145ZM148 177H149V176H148ZM148 177H147V178H148ZM154 177H155V176H154ZM161 177L163 178V176H160V178H161ZM203 177H204V176H203ZM203 177H202V178H203ZM215 177H216V176H215ZM218 177H219V175H218ZM218 177H217V178H218ZM220 177H221V176H220ZM227 177H228V176H227ZM31 178L34 179V177H31ZM65 178H66V177H65ZM103 178H105V177H103ZM139 178H140V177H138V179H139ZM149 178H150V177H149ZM152 178H153V177H151V179H152ZM165 178H166V177H165ZM197 178H199L200 180L197 179ZM197 178L195 179V180H197V181H196L197 184L199 183V186H200V184L202 185L203 190L205 189V190H204L205 193L207 192V196H208V195H211V194H212V191H214V190H215V193H217V191H216L217 188H218V187L216 186V184L218 183L217 181H214L216 184H213V183L210 182V181L208 182V179L205 180V179L203 178V179L205 180V181H204V180H202V178H200L199 176H197ZM206 178H207V177H206ZM245 178L248 180V183H245V182H247V180H244ZM77 179H78V178H77ZM92 179H93L92 177H91L90 180L88 179V181L91 182V183H90V186L92 185V186H96V187H94V189L91 188V187H90V188L93 189V190H95V191L97 190V191L95 192V191H92L90 188H88V189H89V194L91 195V194L94 192L95 194H93L92 196H94L96 199L99 198V200H101L100 197L102 198V197H103V194L101 193V190H100V188H99L100 186L97 185V182H96V181H93ZM99 179H100V178H99ZM106 179H107V178H106ZM129 179H130V178H129ZM163 179H164V178H163ZM168 179H169V178H168ZM223 179H224V178H223ZM225 179H226V178H225ZM241 179H243V181H242ZM28 180H29V178H28ZM41 180H42V179H41ZM78 180H79V179H78ZM101 180H102V179H101ZM158 180H159V179H158ZM165 180H166V179H164V182H163V180H161L163 184H165ZM172 180H173V179H172ZM212 180H213V179H212ZM214 180H216V179H214ZM227 180H228V179H226V181H224V183L227 182ZM261 180H262V181H261ZM29 181L32 182L31 179H30ZM76 181H77V180H76ZM92 181L95 182L96 185H95L94 183H92ZM102 181H103V180H102ZM129 181L131 182L132 180H128V183H129ZM133 181H132V182H133ZM152 181H155L154 178H153ZM170 181H171V180H170ZM234 181L236 182L235 184H233ZM2 182H3V181H2ZM19 182H20V181L18 180L16 183L19 184ZM21 182H22V181H21ZM21 182H20V185H21ZM33 182H34V181H33ZM33 182H32V184H33ZM40 182H42V181H40ZM68 182H70V181H68ZM71 182H73L72 185L74 186L75 182H74V181H71ZM77 182H78V181H77ZM77 182H76V183H77ZM82 182H84V181H82ZM100 182H101V181H100ZM115 182H117V181H115ZM139 182H140V181H139ZM146 182H147V180H146ZM148 182H149V181H148ZM150 182H151V180H150ZM221 182H222V181H221ZM228 182H229V181H228ZM237 182H238V183H237ZM36 183H38V182H36ZM78 183H79V182H78ZM124 183H125V181H124ZM136 183H137V182H136ZM144 183H145V182H144ZM155 183H156V181L154 182V185H155ZM158 183H160V181H158ZM158 183H156V184H157V186H159L160 191L158 192V191L156 190L155 193L158 192V194L160 195V193H161V187H163V185H162L161 183H160V184H158ZM2 184H3V183H2ZM2 184H1V185H2ZM131 184H133V183H131ZM138 184H140V183H138ZM168 184H169V183L166 182V184L164 185V186H165V190H166V192H165V191H162V192L167 193V189H166L167 187H166V186H168ZM225 184H226V183H225ZM227 184H229V183H227ZM230 184H229V185H230ZM9 185H10V184H9ZM12 185H13V184H12ZM28 185H29V184H28ZM43 185H45V184H43ZM77 185H78V184H77ZM82 185H83V184H82ZM102 185H103V184H102ZM111 185H112V184H111ZM111 185H110V186H111ZM128 185H130V183H129ZM133 185L136 187V190H137L138 185H137V186H136V184H133ZM141 185H142V184H141ZM141 185H139V186H141ZM145 185H146V184H145ZM150 185H151V183H150ZM214 185H215L217 188H215ZM229 185H226V187H228ZM242 185H240V189H241V187H243ZM22 186H23V185H22ZM34 186H35V185H34ZM36 186H37V185H36ZM88 186H89V183H88ZM98 186H99V187H98ZM107 186H108L107 188H109V185H107ZM121 186H122V185H121ZM134 186H133V187H134ZM148 186H149V185H148ZM160 186H161V187H160ZM223 186H224V188H225V185H223ZM2 187L4 188L5 186H2ZM9 187H10V186H9ZM15 187H16V189H15V188H14V189H15V191H16V190H17V187H19V186L17 185V186H15ZM28 187H29V186H28ZM38 187H39V184H38ZM44 187H45V186H44ZM49 187H50V186H49ZM68 187H69V185H68ZM76 187L78 188V186H76ZM80 187H81V186H80ZM97 187H98V188H97ZM123 187H125V186L123 185ZM130 187H131V189L133 188L132 186H130ZM135 187H134V190H135ZM152 187H153V186H152ZM169 187H170V185L168 186V188H169ZM172 187H173V186H172ZM213 187H214V188H213ZM229 187H230V186H229ZM5 188H6V187H5ZM7 188H8V187H7ZM10 188H11V187H10ZM19 188H20V187H19ZM35 188H36V187H35ZM39 188H40V187H39ZM46 188H47V187H46ZM72 188L74 189V187L71 186V189H72ZM107 188H106V189H107ZM146 188H147V187H146ZM173 188H174V187H173ZM176 188H177V187H176ZM220 188H221V190H222V187H220ZM220 188H218L217 196H218V194L220 193V192H219ZM232 188H233V189H232ZM0 189H1V188H0ZM14 189H13V191H14ZM30 189H31V188H30ZM42 189H43V187L41 188V190H42ZM54 189H55V188H54ZM85 189H86V188H85ZM85 189H84V190H85ZM88 189H87V190H88ZM98 189H99V190H98ZM101 189H102V188H101ZM103 189H104V187H103ZM110 189H111V188H110ZM123 189H124V188H123ZM126 189H127V188H126ZM149 189H150V187H149ZM152 189H153V188H152ZM174 189H175V188H174ZM197 189L200 190V188H197ZM225 189H226V188H225ZM225 189L223 190V192L225 191ZM1 190H2V189H1ZM3 190H4V189H3ZM19 190H20V189H19ZM79 190H81V192H82V194H81L80 191H79V194H78V195H80L81 199H82L83 196H85V195H87L86 197H87L88 200L90 199V197H89L90 195L87 193L88 191L83 192L82 189H79ZM124 190H125V189H124ZM128 190H129V186H128ZM145 190H146V189H145ZM150 190H151V189H150ZM162 190H163V189H162ZM170 190H172L171 187L168 189V192H171V193L168 194L169 197H171V194H172V191H170ZM178 190H179V189H178ZM180 190H181V189H180ZM199 190H198V191H199ZM230 190H233L234 192L232 191V192H229V193H228V191H230ZM243 190H244V188H243ZM243 190H242V191H243ZM5 191H6V190H5ZM10 191H11V189H10ZM10 191H8V192H10ZM13 191H12V192H13ZM28 191H29V190H28ZM71 191H72V190H71ZM77 191H78V190H77ZM103 191H106V190L104 189ZM126 191H127V190H126ZM132 191H133V189H132ZM137 191H138V190H137ZM140 191H141V190H140ZM140 191H139V192H140ZM236 191H237L236 193L238 194V190H236ZM239 191H240V190H239ZM0 192H2V191H0ZM12 192H11V193H12ZM30 192H31V191H30ZM33 192L35 193L36 191H33ZM90 192H91V193H90ZM139 192H138V193H139ZM146 192H147V191H146ZM173 192H175V191H173ZM183 192H184V191H183ZM209 192H211V193L209 194ZM223 192H222V193H223ZM17 193H18V192H17ZM34 193H33V194H34ZM76 193H77V192H76ZM84 193H85V194H84ZM104 193H105V192H104ZM128 193H130V191H129ZM203 193H204V192H203ZM215 193H214V194H215ZM222 193H221V194H222ZM231 193H233V195H232ZM12 194H15V193H12ZM26 194H27V192H26ZM26 194H25V195H26ZM35 194H36V193H35ZM41 194H42V193H41ZM83 194H84V195H83ZM153 194H154V193H153ZM183 194H184V193H183ZM227 194H226V195H227ZM240 194H243V193L240 192ZM240 194H239V195H240ZM4 195H5V194H4ZM7 195H9V194L7 193ZM10 195H11V194H10ZM10 195H9L8 197H10ZM23 195H24V194H23ZM23 195H22V197H23ZM38 195H39V193H38ZM42 195H43V194H42ZM81 195H82V196H81ZM95 195H96V196H95ZM140 195H141V193L139 194V198H140ZM155 195H156V194H155ZM162 195H163V196L165 195V197H166V194H162ZM184 195H186V194H184ZM199 195H200V193H199ZM202 195H205V194H202ZM223 195H224V194H223ZM223 195H222V196H223ZM226 195H224L225 198H226ZM229 195H227V196L229 197ZM16 196H17V195H15V197H16ZM36 196H37V194H36ZM92 196H91V198H93ZM106 196H107V195H106ZM145 196H147V194H146ZM160 196H161V195H160ZM163 196H162V202H163L164 199H165V200H168V199H169V197H168V198L166 197V198H167V199H166V198L163 197ZM172 196H173V195H172ZM174 196L176 197V195H174ZM174 196H173V198H174ZM177 196H178V195H177ZM205 196H206V195H205ZM207 196H206V197H207ZM212 196L214 197L213 194H212ZM215 196H216V195H215ZM220 196H221V195H220ZM222 196H221V197H218L219 199H217V200L219 201L221 198H223ZM236 196H237V195H236ZM11 197H12V195H11ZM15 197H14V199H15ZM20 197H21V196H20ZM22 197H21V198H22ZM31 197H33V196H31ZM39 197H40V196H39ZM39 197L37 196V197H35V199L38 198L37 200L39 201ZM55 197H56V196H55ZM80 197L78 196V198H80ZM157 197H158V196H157ZM178 197H180V195H179ZM178 197H177V198H178ZM200 197H201V196H200ZM240 197H241L242 200L246 199V200H244V202H245L244 205H245V206L247 205V207H244V205H243L242 203H241V204H238V203H239L238 201H242V200H238ZM0 198H1V197H0ZM3 198H4V197H3ZM3 198H2V200H3ZM18 198H19V197H17L16 199L18 200ZM33 198H34V197H33ZM33 198H32V199H33ZM44 198H45V197H44ZM47 198H48V197H47ZM47 198H46V199H47ZM56 198H57V197H56ZM95 198H94V200H96ZM149 198H150V197H149ZM158 198H159V197H158ZM160 198H161V197H160ZM181 198H183V197L181 196ZM181 198H178L179 201H180V200L183 201ZM208 198H209V197H208ZM216 198H217V197H216ZM76 199H77V198H76ZM83 199H84V201L78 199V200H79L78 204H81L80 201L83 203V205H84L85 203H87V202L90 201V200H89V201H88V200H85V198H83ZM103 199H104V198H103ZM143 199H144V198H143ZM151 199H152V198H151ZM178 199H177V200H178ZM184 199H185V198H184ZM209 199H210V198H209ZM223 199H224V198H223ZM223 199H221V200H223ZM226 199H227L228 201H232V200L230 199V197H229L230 200H229L228 198H226ZM0 200H1V199H0ZM6 200H7V199H6ZM17 200H16V201H17ZM19 200H20V199H19ZM30 200H31V199H30ZM33 200H34V199H33ZM33 200H32V201H33ZM42 200H43V199H42ZM104 200H105V199H104ZM106 200H107V198H106ZM146 200H147V198H146ZM148 200H149V199H148ZM148 200H147V201H148ZM152 200H153V199H152ZM165 200H164V201H165ZM169 200H170V199H169ZM171 200H172V199H171ZM199 200H200V199H199ZM202 200H204V198H203ZM205 200H207V199H205ZM4 201H5V200H4ZM12 201H13V200H12ZM34 201H35V200H34ZM38 201H37V202H38ZM53 201H54V200H53ZM75 201H76V200H75ZM85 201H87V202H85ZM142 201H143V200H142ZM174 201H175V200H174ZM179 201H178V202H179ZM208 201H209V202L212 201V202L214 203V201H216V199H213V200H211V201L208 200ZM208 201H206V203H207ZM228 201H226L227 203H225V201H224L223 203H225L226 205H228V203H230V202H228ZM5 202H6V201H5ZM17 202H18V201H17ZM21 202H23V201L21 200ZM37 202H36V203H37ZM39 202H40V201H39ZM45 202H46V201H45ZM45 202H43V203H45ZM49 202H50V201H49ZM104 202H105V201H104ZM165 202H166V201H165ZM172 202H173V201H172ZM176 202H177V201H176ZM186 202H187V201H186ZM186 202L184 201L185 205H186ZM199 202H201V201H199ZM221 202H222V201H221ZM232 202H233V201H232ZM8 203H9V201H8L6 204H8ZM11 203H12V202H10L9 204H11ZM33 203H34V202H32V204H33ZM40 203L42 204V202H40ZM47 203H48V202H47ZM76 203H77V202H76ZM148 203H149V202H148ZM167 203H170V202H167ZM184 203H181V202H180V206H183ZM201 203H202V202H201ZM9 204H8V205H9ZM14 204H15V203H14ZM24 204H26V203H24ZM30 204H31V203H30ZM34 204H35V203H34ZM94 204H95V201H93V204H92V199H91V202H89V204H87V206H86L85 209H87L88 205H89L90 208H92V205L94 206ZM97 204H103V203H97ZM139 204H140V201H139ZM149 204L151 205V201H150ZM172 204H173V203H172ZM177 204H178V203H177ZM181 204H182V205H181ZM215 204H218V203H215ZM0 205H1V202H0ZM2 205H3V202H2ZM50 205H51V204H50ZM81 205H82V204H81ZM83 205H82V206H83ZM161 205H162V204H160V206H161ZM198 205H199V204H198ZM201 205H202V204H201ZM206 205H208V204H206ZM209 205H210V204H209ZM209 205H208V206H209ZM211 205H212V203H211ZM242 205H243V207L241 208ZM9 206H11V205H9ZM16 206H17V205H16ZM16 206H14V207H16ZM18 206H19V205H18ZM20 206H21V205H20ZM31 206L33 207L34 205H31ZM39 206L41 207V205H39ZM43 206H44V205H43ZM82 206H81V208H82ZM99 206H101V205H98L97 207H99ZM145 206H148V205H145ZM163 206H164V205H163ZM166 206H167V205H166ZM172 206H173V205H172ZM174 206H175V205H174ZM174 206H173V207H174ZM177 206H178V205H177ZM202 206H203V207H201V206H200V207H201V208H205V207H204V206H205L204 204H203ZM217 206H218V205H217ZM249 206H250V207H249ZM260 206L262 207V209H260ZM2 207H3V206H2ZM34 207H35V206H34ZM50 207H51V206H50ZM83 207H85V206H83ZM89 207H88V208H89ZM105 207H106V206H105ZM140 207H142V206H140ZM140 207H139V208H140ZM178 207H179V206H178ZM185 207H186V206H185ZM200 207H199V208H200ZM210 207H211V206H210ZM214 207H215V206H213V208H214ZM226 207H228V206H226ZM6 208H7V207H6ZM8 208H9V207H8ZM19 208H20V207H19ZM24 208H25V207H24ZM36 208H38V207H35V209H36ZM90 208H89V210H90ZM95 208H96V207H95ZM143 208H144V207H143ZM179 208H180V207H179ZM208 208H209V207H208ZM247 208H248V209H247ZM257 208H258V209H257ZM31 209H32V208H31ZM52 209H53V208H52ZM82 209H83V208H82ZM82 209H81V210H82ZM103 209H104V208H103ZM141 209H142V208H141ZM147 209H148V212H149V207H148ZM147 209H146V210H147ZM155 209H156V208H155ZM159 209H160V207H159ZM163 209H164V208H163ZM173 209H174V208H173ZM177 209H178V208H177ZM181 209H184V208L181 207ZM206 209H207V207H206ZM209 209H210V208H209ZM216 209H217V208H216ZM241 209H242V211H241ZM246 209H247V211H248L247 213H246ZM33 210H34V209H32L31 211H33ZM39 210H40V209H39ZM81 210H80V213H82V212L84 211V209L82 210V212H81ZM96 210H97V209H96ZM101 210H102V209H101ZM104 210H105V209H104ZM136 210H138V209L136 208ZM139 210H140V209H139ZM152 210H153V209L151 208V211H152ZM164 210H165V209H164ZM220 210H221V208H220ZM220 210H219V211H220ZM225 210H226V208H225ZM231 210H232V208H231ZM237 210H238V211H237ZM244 210H245V211H244ZM29 211H30V209H29ZM36 211H37V209H36ZM99 211H100V210H99ZM102 211H103V210H102ZM159 211H160V210H159ZM171 211H172V210H171ZM173 211H174V210H173ZM179 211H180V210H178V212H179ZM207 211H208V209H207ZM210 211H212V210H210ZM215 211H216V210H215ZM219 211H218V213H219ZM223 211H224V210H223ZM232 211H233V210H232ZM19 212H20V211H19ZM19 212H18V213H19ZM25 212H26V210H25ZM54 212H55V210H54ZM54 212H53V213H54ZM75 212H76V211H75ZM85 212H86V211H85ZM87 212H89V211H87ZM90 212H91V210H90ZM92 212H94V211H92ZM135 212H136V211H134V213H135ZM137 212H138V211H137ZM148 212H147V213H148ZM160 212H161V211H160ZM168 212H169V211H168ZM174 212H176V211H174ZM174 212H171V213L173 214ZM178 212H177V213H178ZM187 212H188V210H187ZM221 212H222V211H221ZM224 212H225V211H224ZM224 212H222V214H224V215L226 216L227 213L225 214ZM228 212H229V211H228ZM242 212H243V214H242ZM20 213H21V212H20ZM23 213H24V212H23ZM35 213H36V212H34V214H35ZM57 213H58V212H57ZM59 213H60V212H59ZM59 213H58V214H59ZM80 213H79V214H80ZM98 213H99V212H98ZM138 213H139V212H138ZM141 213H142V212H140V214H141ZM143 213H144V214H147V213H145V212H143ZM156 213H158V212H156ZM161 213H162V212H161ZM180 213H182V212H180ZM196 213H197V212H196ZM236 213H235V214H236ZM244 213H245V214H244ZM29 214H30V213H29ZM45 214H46V213H45ZM60 214H61V213H60ZM67 214H68V213H67ZM69 214H70V213H69ZM69 214H68V215H69ZM92 214H93V213H92ZM96 214H97V213H96ZM96 214L94 213V215H96ZM100 214H102V213H100ZM106 214H107V213H106ZM186 214H187V213H186ZM229 214H230V213H229ZM229 214H228V215H229ZM27 215H28V214H27ZM35 215H36V214H35ZM38 215H39V214H38ZM42 215H43V214H42ZM42 215H40V216H42ZM61 215H63V214H61ZM68 215H66V217H67ZM82 215H83V214H82ZM84 215H85V214H84ZM124 215H125V214H124ZM124 215H123V216H124ZM136 215H138V214H136ZM153 215H156V214H153ZM165 215H167V213H165ZM173 215L176 216V214H173ZM177 215H178V214H177ZM183 215H184V216H183ZM192 215H193V214H192ZM201 215H202V214H201ZM211 215H212V214H211ZM211 215H210V217H211ZM220 215H221V214H220ZM230 215H231V214H230ZM259 215H260V216H259ZM57 216H58V215H57ZM63 216H65V215H63ZM74 216H76V214H74ZM74 216H71V217L73 218ZM88 216H89L90 218H89ZM120 216H122V214H120ZM148 216H149V214H148ZM151 216H152V215H151ZM157 216H158V215H157ZM169 216H171V215H170V212H169ZM251 216H253V217L258 216V218H261V217H262V218H261V223H260V219L258 220L257 217H256V218H251ZM59 217H60V215H59ZM86 217H88L89 220H88ZM96 217H99V215H97ZM109 217H110V216H109ZM109 217H108V218H109ZM176 217H178V216H176ZM181 217H182V218H181ZM183 217H184V219H183ZM212 217H213V216H212ZM33 218H34V217H33ZM69 218H70V217H69ZM72 218H71V220H72ZM75 218H76V217H75ZM81 218H82V217H81ZM83 218H84V217H83ZM85 218H86L85 221H86V222L89 221L90 224H91L92 226H97V224H98L99 227H98V228H96V227L94 228V227H93V228H94L93 232L95 233V235L93 236L92 243L94 242V244H91V243H89L90 241H87V237H88L89 233L91 232L90 230H89V231L86 230L87 233L89 232L88 235H87V237L85 236V235L87 234L85 230H84L85 232L83 231V233H80L79 235L76 234V236H75V237H76V240H78V244H79V242H81V246H83L84 249H85V248L87 249L86 252H84V253H85V254H84V257L82 258V261H84V264H86V263H88V262H89L90 264H94L95 262H97V263L99 264L100 262H98V261H102V263L104 262L103 264H105L106 262L108 263L109 260H110V259H109V258H110V257H109L110 255L108 256L109 258H108L107 256H104V257H103L104 253H102V251H104L105 249L108 251L110 248H112L111 251L113 250V254H115L116 251L119 252L120 250H122V249H124V248H126V250H127V246L125 247V246H124L125 244L123 245V243H121L120 245H116V244H114V243H115L114 240L117 241V240H116V236H115V237H112V234H111V233H110L111 236L109 235V233H108V234L106 233V234L110 237V239H109L108 236L105 237L106 234H104L103 231L101 230L102 228H100V226L102 225V222H101V225H100V222H99V223L94 222V221H96V219H97V218H96V219L94 220L95 216L92 215V217H91L90 214H88V215L85 216ZM91 218H92L93 220H92ZM104 218H105V217H104ZM228 218H229V217H228ZM56 219H57V218H56ZM56 219H55V220H56ZM64 219H65V218H64ZM102 219H103V217H102ZM105 219H106V218H105ZM125 219H126V218H125ZM125 219H124V220H125ZM163 219H164V218H163ZM172 219H173V217H172ZM172 219H171V221H172ZM179 219H180V220H179ZM182 219H183V220H182ZM197 219H196V220H197ZM216 219H217V218H216ZM225 219H226V218H225ZM253 219H257L259 222H258L257 224H256V223L254 224V221H255V222H257V221H256V220H253ZM37 220H38V219H37ZM53 220H54V219H53ZM62 220H63V219H62ZM62 220H61V221H62ZM81 220H82V219H81ZM100 220H101V219H100ZM106 220H107V219H106ZM122 220H121V221H122ZM124 220H123V221H124ZM158 220H159V219H158ZM160 220H161V219H160ZM177 220H176V221H177ZM226 220H227V219H226ZM39 221H40V220H39ZM58 221H59V219L57 220V222H58ZM82 221H83V220H82ZM101 221H102V220H101ZM103 221H104V220H103ZM112 221H113V220H112ZM121 221H120V222H121ZM123 221H122V222H123ZM125 221H126V220H125ZM125 221H124V222H125ZM229 221H230V220H229ZM244 221H245V222H244ZM51 222H52V221H51ZM59 222H60V221H59ZM62 222H63V221H62ZM86 222H83L82 226H83L84 223H86ZM89 222H87V223H89ZM151 222H152V220H151ZM154 222H156V220H154V221L152 222L151 229H152V226H154V228H155V225L157 224V223H154ZM158 222H159V221H158ZM163 222H164V221H163ZM197 222H198V221H197ZM205 222H206V223H205ZM212 222H213V221H212ZM227 222H228V221H227ZM230 222H231V221H230ZM241 222H244V225H243ZM76 223H77V221H76ZM78 223H79V222H78ZM78 223H77V225H79ZM106 223H107V222H106ZM153 223H154L155 225H153ZM161 223H162V222H161ZM203 223H204L206 226H204ZM228 223H229V222H228ZM59 224H60V223H59ZM59 224H58V225H59ZM80 224H81V223H80ZM90 224H88V225H90ZM104 224H105V223H104ZM139 224H141V223H139ZM139 224H138V225H139ZM193 224H194V225H193ZM211 224H212V225H211ZM231 224H232V223H231ZM235 224H238V225L235 226ZM259 224H260V226H259ZM56 225H57V224H56ZM58 225H57V226H58ZM86 225H87V224H85V226H86ZM88 225H87L86 227H88ZM91 225H90V226H91ZM159 225L157 224V226H159ZM166 225H167V223H166ZM174 225H173V226H174ZM233 225H232V226H233ZM64 226L66 227V225H64ZM79 226H80V225H79ZM115 226H116V224H115ZM127 226H128V225H127ZM203 226L205 227L204 229H202ZM207 226H209V227H207ZM213 226H214V227H213ZM215 226H216V227H215ZM86 227H84V228H85V229H88V228H86ZM102 227H103V230H104V228H105L106 226L104 227V225H102ZM110 227H112V226H110ZM119 227L116 226L115 228L118 229V230H120ZM206 227H207V228H206ZM212 227H213V228H212ZM61 228H62V227H61ZM115 228H114V229H115ZM122 228H123V229H122ZM154 228H153V229H154ZM162 228H161V227H160V229H159V228H158V229L156 228V230H158V231L160 230V231H161ZM164 228H165V229H164ZM196 228H199V227H195L194 229H196ZM211 228H212V229H215V231L218 229V230H217V231H218L217 233H218L219 236L217 235V237H214L213 235H214L216 232H214V230L212 231ZM63 229H64V228H63ZM67 229H68V228H67ZM111 229H112V228H111ZM116 229H115L114 231H116V233H118V230H116ZM17 230H18V229H17ZM25 230H26V229H25ZM64 230H66V229H64ZM91 230H92V229H91ZM108 230H109V229H108ZM112 230H113V229H112ZM112 230H110V232H111ZM121 230H120V231H121ZM132 230H135V231L132 232ZM137 230H140L139 232H141V231L143 232V233L141 232L142 236H141L140 233H139V234L137 233V235H139L138 239L136 238V237H137V235H136V231H137ZM171 230H172V231H171ZM219 230H220V231H219ZM15 231H16V230H15ZM68 231H69V230H68ZM152 231H153L154 234H155V229L152 230ZM158 231H156V233H159V232H160V231H159V232H158ZM195 231H196V230H194V232H195ZM72 232H73V231H72ZM81 232H82V231H81ZM93 232H92V234H93ZM104 232H106V231H104ZM112 232H113V231H112ZM124 232H125V231H124ZM128 232H127L126 234H128ZM153 232H151V234L154 236ZM16 233L18 234V232H16ZM69 233H71V232L69 231ZM116 233H115V235H116ZM163 233H164V232H163ZM163 233H162V234H163ZM38 234H39V233H38ZM64 234H66V232H64ZM71 234H72V233H71ZM130 234H129V235H130ZM160 234H161V233H160ZM164 234H165V233H164ZM194 234H196V232H195ZM55 235H56V234H55ZM58 235H60V234H58ZM67 235H68V233L66 234V237H67ZM73 235H75V234H73ZM103 235H105V236H103ZM187 235H188V237H190L191 240H189V239L187 238ZM192 235H193V234H192ZM30 236H31V235H30ZM62 236H63V234H62ZM68 236H69V238L67 237V238H65V239H68V240H69L71 235L69 234ZM113 236H114V234H113ZM119 236H120L119 239L122 240L121 237L124 236V234H122V231H121V233H119ZM131 236H129L128 238H130V240L132 241V239H133L132 237H133V236H132V237H131ZM140 236L142 237L141 239H140ZM168 236H169V237H168ZM174 236H175V235H174ZM176 236H177V235H176ZM194 236H195V235H194ZM32 237H33V235L31 236V238H32ZM59 237H60V236H59ZM75 237H74V238H75ZM85 237H86V238H85ZM145 237H146V236H145ZM165 237H163V238H165ZM170 237H171V238H170ZM195 237H196V236H195ZM19 238H20V237H19ZM26 238H28V240H26V241L23 242V247H25V250H27V249H26V246H27V244H28V243H25V242H28V241H29L30 243H33V242H32V241H33V238H32V241L30 240L29 237H26ZM60 238H61V237H60ZM84 238H85L86 240H85ZM111 238H112L113 240H112ZM128 238H127V239H128ZM135 238H136V239H135ZM163 238H162V239H163ZM23 239H24V238H23ZM23 239L21 238L20 245L22 244ZM42 239H43V238H42ZM46 239H47V238H45V240H46ZM61 239H62V238H61ZM127 239H126V240H127ZM139 239H140V240H139ZM174 239H175V238H174ZM19 240H20V239H19ZM24 240H25V239H24ZM34 240H35V238H34ZM45 240H44V243H46ZM62 240H63V239H62ZM68 240H65V241L67 242ZM70 240H72V238H71ZM108 240H110V241H108ZM141 240H142L143 242H141ZM58 241H59V240H58ZM72 241L75 242V240H72ZM86 241H87L88 243H87ZM137 241H138V242H137ZM48 242H49V241H48ZM68 242H69V241H68ZM68 242H67V243H68ZM70 242H71V241H70ZM70 242H69V243H70ZM74 242H73V243H74ZM101 242L104 243L105 245L108 244V245L111 246V247H110V248H107V246H108V245H107V246L105 247V249H103V250L100 249V250H102V251L98 252V251H99V246H102V245H103V244H101ZM107 242H108V243H107ZM109 242H111V243H110L111 245L109 244ZM113 242H114V243H113ZM133 242H134V241H132L131 243L134 244ZM166 242H167V243H166ZM51 243H52V242H51ZM51 243H50V244H51ZM62 243H63V241H62ZM116 243H117V242H116ZM163 243H162V244H163ZM174 243H175V242H174ZM197 243H198V244H197ZM75 244H77V243H75ZM129 244H130V243H129ZM132 244H130V246H131ZM4 245H6V244H4ZM25 245H26V246H25ZM30 245H31V244H30ZM30 245H29L28 247H30ZM39 245H40V244H39ZM46 245H47V244H46ZM46 245H45V246H46ZM51 245H52V244H51ZM53 245H54V244H53ZM53 245H52V247H53ZM55 245H56V244H55ZM58 245H59V244H58ZM58 245H57V246H58ZM61 245H63V244H61ZM68 245H69V244H68ZM126 245H128V244H126ZM36 246H37V245H36ZM36 246H35V247H36ZM48 246H49V245H48ZM57 246H56V247H57ZM71 246H74V245L71 244ZM71 246H70V247H71ZM78 246H79V245H78ZM193 246L198 247L197 250H196V247H195V249H194ZM5 247H6V246H5ZM23 247H22V249H24ZM41 247H42V246H41ZM75 247H76V246H75ZM79 247H80V246H79ZM79 247H78V248H79ZM134 247L136 248V252H135V248H134ZM190 247H192L194 251H193V250H189ZM32 248H33V247L31 246V248H30V249H31V252H32V251H35V250H33ZM42 248H44V247H42ZM42 248L39 247V249H42ZM62 248H63V247H62ZM62 248H61V249H62ZM64 248H65V247H64ZM72 248H73V247H72ZM100 248H102V247H100ZM192 248H191V249H192ZM3 249H4V248H3ZM28 249H29V248H28ZM39 249H38V250H39ZM54 249H58V247H57V248H54ZM66 249H67V247H66ZM68 249H69V248H68ZM68 249H67V250H68ZM97 249H98V250H97ZM42 250H43V249H42ZM48 250H50V247H49ZM51 250H52V249H51ZM64 250H65V249L62 250L63 255L61 254V255L63 256V258H62L61 260H59V261H62V262H64L63 260L65 259L64 254H65V255L67 254V253H66L67 251H66V252H63ZM69 250H70V249H69ZM75 250H76V249H75ZM77 250H78V249H77ZM124 250H125V249H124ZM124 250H123V251H124ZM126 250H125V251H126ZM6 251H7V252H5V250L1 252V250H0V252H1V253H0V260H1L2 257H5L6 254L8 253V251H10V250H6ZM39 251L41 252V250H39ZM56 251H57V250H56ZM59 251H60V250H59ZM71 251H72V250H71ZM73 251H74V250H73ZM95 251H97L98 253L96 252V253L93 254V252H95ZM109 251H110V250H109ZM137 251H138V252H137ZM199 251H200V252H199ZM3 252H4L5 254H4ZM54 252H55V251H54ZM54 252H53V253H54ZM76 252H77V251H76ZM76 252L74 251V253H76ZM104 252H105V251H104ZM114 252H115V253H114ZM126 252H127V251H126ZM198 252H199V253H202V254H205V253L207 254L206 257L204 256V260H202L203 258H202V259H197V260H196V258H198V256H196V255L198 254ZM36 253H37V252L35 251L33 255H35ZM69 253H70V252H68V254H69ZM99 253H100V254H101V253L103 254V255L101 254V256H102V258H103L102 260H98V258H97V256H96V255H99ZM219 253H227L228 256L225 255L226 257H224V255L222 254L223 257H224V258H223L222 255H219ZM1 254H2V256H1ZM68 254H67V255H68ZM105 254L107 255V254H109V253L107 252V253H105ZM116 254H118V253H116ZM122 254H124V253H122ZM122 254H121V255H122ZM126 254H127V253H126ZM229 254H230V256H229ZM3 255H4V256H3ZM19 255H20V254H19ZM37 255H38V254H37ZM69 255H70V254H69ZM94 255H95V258L93 257ZM48 256H49V254H48ZM53 256H54V255H53ZM99 256H100V255H99ZM101 256H100V257H101ZM202 256H203V255H202ZM207 256H208V257H207ZM212 256H213V257H212ZM8 257H9V255H8ZM8 257H7V258H8ZM26 257H27V256H26ZM41 257L48 258V257H46L45 255H44V256H41ZM50 257H51V259L53 258L52 255H50ZM67 257H68V256H67ZM67 257H66V258H67ZM100 257H99V259H101ZM121 257H122V256H121ZM127 257H126V255L124 254L123 257L120 259L121 262L124 263V264H127V263L130 264V263H129L130 260L127 259ZM200 257H201V256H200ZM221 257H222V258H221ZM230 257L233 258L234 260H233V259L230 260ZM7 258H6V259H7ZM29 258H30V257H28V259H29ZM45 258H43V259H45ZM80 258H81V254H80ZM96 258H97L98 261H96ZM118 258H120V257H118ZM148 258H149V259H148ZM206 258H207V259H206ZM23 259L25 260V256H24V255H22V260H23ZM26 259H27V258H26ZM223 259H224V260H223ZM7 260H9V258H8ZM30 260H31V258H30ZM78 260H79V259H78ZM92 260H94V262H92ZM120 260H119V261H120ZM194 260H196V261H194ZM18 261H19V260H18ZM27 261H28V260H27ZM32 261H33V262H32ZM50 261H51V260H50ZM56 261H57V264H60V263H58V260H56ZM69 261H70V257H69V259H67V260L65 259L66 264L70 263ZM206 261H205V262H206ZM219 261H220V262H219ZM20 262H23V261H21V256H20ZM25 262H26V261H25ZM25 262H24V263H25ZM51 262H53V261H51ZM51 262H50V263H51ZM79 262L81 263V261H79ZM132 262H131V263H132ZM192 262H194V263H192ZM210 262H211V260H210ZM24 263H23V264H24ZM33 263H34V258H32L31 262L29 261V264H33ZM72 263H73V262H72ZM80 263H79V264H80ZM89 263H88V264H89ZM107 263H106V264H107ZM122 263H120V264H122ZM133 263H132V264H133ZM237 263H236V264H237ZM27 264H28V262H27ZM35 264H36V263H35ZM51 264H52V263H51ZM54 264H55V263H54ZM64 264H65V263H64ZM82 264H83V262H82ZM109 264H110V263H109ZM118 264H119V262H118ZM205 264H206V263H205ZM208 264H209V263H208ZM210 264H212V263H210Z\"/></svg>","mask_w":264,"mask_h":264}]
</instances>
